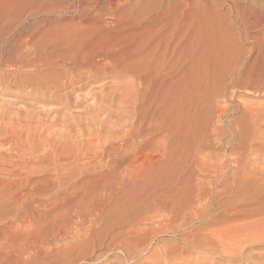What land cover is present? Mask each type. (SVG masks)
Here are the masks:
<instances>
[{
  "label": "bare ground",
  "instance_id": "bare-ground-1",
  "mask_svg": "<svg viewBox=\"0 0 264 264\" xmlns=\"http://www.w3.org/2000/svg\"><path fill=\"white\" fill-rule=\"evenodd\" d=\"M114 1L107 0L106 3H108V5H106V6L102 5L101 6L102 8L98 5L97 6L98 8H94L93 15H91V13H89V11H88L90 8L87 9V12H86V9L82 8V14L84 12V14H83L84 18L82 19L83 21H88V23H92L91 21L96 20V18H94V17L102 18L101 16L103 15V16H106V20H105L106 22L102 26L95 27V28L93 26H92V28H90V27L84 28L83 26H81L79 24L77 25V27L75 24L72 25V26H74V27H72L69 24L67 26L72 27L73 29L75 28V30H73V33L71 32V35H70V31L72 28L69 29L67 27L69 30H66L67 28L65 26V30L67 31L66 34L68 36L66 35L67 38L65 39L64 33H63V35H61L62 39L64 38L65 40L64 39L62 40L60 38L61 36L59 37L62 40V42L59 39L61 42V43L59 42L60 45L58 44L59 48H58V45H55V47L57 46L56 48H58L57 50L59 51L57 53L56 52L57 50H55V52H56L55 53V52H52V50H54L55 48H54V46L50 47L51 42H49V40L52 39L53 43H55V44L58 43V40L56 42H54L55 41V40H53L54 37L53 38L47 37L48 39L49 38H51V39L46 41L47 39L44 40L45 36L43 37L42 36L43 34L41 36L44 39H41L40 38L41 36L39 37L40 39H34L35 36L33 37L31 35H33L35 32L32 34H30V33L24 34V32H23L24 29L19 28L21 25V21L17 20L16 18L13 19V17H18V14H20V13L17 11L14 13L12 12L10 14H14V16H12V18L9 17L11 15L8 16V11L10 9H12V8H10L8 10V7H10V5L8 6L9 2L7 1L8 2V4H7V2L5 0H0V86L6 87V88H7V86H13V87H15V89H16V87H19V88L22 87V90H24V94H25V91L27 92L26 94H28V95L34 94L35 99H40V95L45 94L46 92H50L48 94V95H50L49 101H52L53 103L54 102L58 103L57 106H54L51 104L52 103L51 102L50 104L52 105V108L55 109V107L59 108L58 106H61V108L63 109L62 111H65L66 109H70V111H71L72 108L74 109V106H72L74 104L71 105V108H69V107H70V104L73 102L72 99H74L73 98L74 93L77 96L76 92H78L79 90L83 91L82 89L86 90V88H88L89 92L86 91V93H87V94H85L86 96L85 95H83V96L81 95V96H82L83 100L85 99V97L90 96L91 101H92V102L89 101L90 103L87 101L88 102V104L86 103L87 105L83 103L84 106L86 105L85 107H87L91 112V113L85 114L86 118H84V119L85 120L87 119L86 122L82 119L83 118V117H81L82 115L81 116L79 115L81 113H79V114L76 113V111H78V110L81 111L82 109H77L75 111L76 114L70 113V112H68L69 113L68 114V113H66L67 110H66V112H60V113H59V111H61V110H59V109H56V110H58V113L56 110H53L55 113H54V116L50 115L53 117V118L51 117L52 118L51 124H53L54 122H57V121H59V123L57 122L58 124H60V122H62V124H63V122H64V124H66L65 127H67V130L69 133L67 135H60V136H58V138L57 137L55 138V136H54V138H44L41 140L40 139V135L42 134V133L40 134L41 131L39 132V136L34 135L35 133L33 135H31V131H30V133H28V134H30V136H27V135L24 136L23 135L24 138H22L23 136H21L20 133L17 134V131L19 132L20 131L19 129H21L19 127H21V126L23 127L24 125H26V124L22 125V123H24L23 121H26L25 119L22 118V116L26 115L24 118H26L27 120L30 121V116H31L30 114L32 112H34V110H31L32 112L30 114H28V112H25L27 114L23 113L24 115L17 113V114L21 115L20 117L23 119L22 122H20V121L18 122V124L21 123L19 125V127L17 126V124L14 125L13 123L8 122L9 120L11 121L10 117H8L9 120L6 121L7 122L6 125H3V123H2L3 127L0 126V145H1V147H2V145H5V146L9 145L6 147V149L3 146L4 149L0 150V172H1L0 173V209L2 207L5 208L6 212H9L10 213L9 215H11V218H9V216L7 214V216H8L7 219L9 218L10 220H7L8 222H5V225H3V227H0V264H4V263L5 264H19V263L21 264L22 256L24 257L26 255L25 256V258H26L27 254H31L33 252L32 246L37 242L36 237L39 235H41L40 238L42 237L43 231L45 230L44 227L46 226V225L44 226V224L45 223L47 224L48 222H50L49 220H47V222H44V224H41L42 226H44L43 228H42V226H39L38 222L43 223V221H41V220H43L44 218H42V219L38 218L39 220L40 219L41 220L39 221L37 219L38 221L36 220L37 222H35V219H36L35 216H38L39 213L37 211L38 214L34 215L32 213L33 211L31 213L29 212L34 207L33 206L31 208V204H33L36 200L38 201V198H40V197H42V198L46 197L47 198V196L52 195L51 190L55 187H58V189H59V187H63L62 188V189H64L63 192H60L58 190L60 193L63 194L65 190L67 191L68 185L70 183H72V181H74V180H76V182L77 181L80 182L82 180H83V182L86 180L92 181L91 179H93V177L88 175V173H89L88 171H96L97 169L99 171V169H104L101 171H104V174H105V172L114 169L113 170L114 173H110V175L114 174V176H115V173H116L115 169L116 168H114L115 167L114 166V160H118V159H125L124 160L125 162H123V161H121V162H123V163L127 162L126 166L123 167L125 165V164H123L122 167L124 169L122 168L123 170L121 172L120 171L118 172L119 177H117V176L112 177L111 176L112 178L106 179V180H108L107 181L108 184L109 183L110 184L115 183V185H118V187L119 186H123V187L125 186L126 187L125 189L128 191V189H130L129 186H131V188L135 187L137 185L138 181L143 180L145 176L147 177L148 172H151V175L153 174V175L157 176V178L155 176V179H158V180H155V179L152 180L151 179L153 182L152 184H150V182H149L151 180L148 181L149 182L148 188H147L148 189L147 190L148 199L150 198L149 201L151 200L153 205L151 202L149 204H151L152 207L154 206L155 209L151 208V207L150 208L152 210L154 209L153 210L155 212V213L153 212L154 215L156 214L159 217L161 216V215H158L159 213H161V214L166 213V217H164L165 220L163 221L162 224L160 223L161 225H159V226H161V227H159V228L167 234H170V235L175 234L176 236H179V240L183 244L181 248L179 247L180 250H179V252L177 251L178 252L177 255H175L176 251L174 248L172 249V246H174V245L171 244L172 246L168 245V247H166L167 244H170L173 242L169 241L170 243H167V244L165 243L166 246L164 245V248H163L165 251L164 252L165 255H162V256H165V259H166L165 264H264V104L260 105V106H258V105L247 106L244 104L245 106H243L239 102L234 101V103L230 106L216 108L217 110H216L215 114L217 113L218 119L226 117L229 112L238 113L239 116H237V118L235 116L236 120H234V122H232V121H231L232 123L228 122V124L229 123L230 124L229 125L226 124L227 128L224 130H223L224 126L221 127L222 129H220L219 127H217L219 129H216V126H215L214 127L215 129L213 130V134H212V135H214V137H212V138H214V143H212L207 134H203L202 132L200 134L198 132L199 127L197 129L195 128V124H197V123L193 124L194 125L193 128L189 127L188 129L185 128L188 126V124L186 123L187 124V125L185 124L186 126L183 124V126H185V127L184 128L181 127V129L182 128L184 129V131L182 130L183 136H181L180 135L181 130L179 129L180 127L178 126V124L176 126V123L174 124V122H171V121H173L172 119L168 122L163 117L166 115V113L167 114H169V112L171 113V111H172V114L174 115L173 111L176 108L177 101H175L176 104L173 102H166V100L168 98V95H167L168 92H167L166 88L171 86L173 83L169 86H166V88H165L166 91L161 85L162 89L159 90V92L163 91V89H164L165 92L163 94H166V95H165V97L164 96L160 97V98L164 97V100L162 103H159V104H161V106L159 105L160 107L158 106L159 108L155 109V107L157 105L155 104V106H153L149 102V99L150 98L153 99V97L148 98V95L151 96V94H148V93H150V92H148V88L150 86L153 85L152 86L153 88L150 87L151 89H154L153 92H155V91L158 92L154 88V87H156V86H154V85H156V82L154 80H153L154 84L150 85L152 83V82L150 83V81L152 80V77L154 76L151 73L155 72V75L156 74L158 75V73L161 71L159 69L161 66L159 67V65H161L160 63L162 61L160 62V60L165 57V55H166L165 52L169 51L168 50V47H169L168 45L170 44L169 42L170 41L172 42L173 39H176V40L178 39L180 42L185 41V43H186V41L188 40L191 43H195L194 39L196 38V31H197L198 26L196 28H194L192 25L195 23V21H197L199 19V17L196 16L198 12L202 13V15L207 16V17L206 16H202V17H206V18H209L212 16L214 17L213 14H216L217 11L215 12L213 9H211V11L213 10L214 13L212 14L210 11L212 16H208L209 15L208 14L209 13V7L219 8V7L227 6L228 9L226 10V12L230 11V9L233 10V12L235 10L236 17L233 19L237 23V22L241 21L244 17L247 18L250 15H256L258 13V11H257L258 7H255L256 5L254 7H252V4L250 2H247L246 0H213V2H211V4L214 7H212V6L208 7L207 5H204L203 4L204 1H202V0H182L184 5L186 6V9H187L186 10L184 8L185 11L187 12L188 8H190V9L192 8V12H193V14L192 13L186 14L184 9L181 8V9H183L180 11L181 17L184 18L185 14H186L185 18L187 19V20H184L185 18L184 19L182 18L184 20L183 22L186 23V21H188L186 23V25H187L186 29L182 33H176L175 34L176 31H179V29L177 28L176 31L174 30L175 32L173 31V33H174L173 35H171V33H170L171 37H170V35H162V37H160V36L158 37L157 36L159 34V31L157 30L158 27L155 28L157 30V33H158V34L156 33V36L159 39L157 38V40H156V38L153 39V37H150L153 39L151 42H150V40H146L150 44H153L151 46V49L148 51V49H147L148 43L143 44L141 46L137 45L139 47L132 46L131 44L128 43V39L130 38L129 40H131V38H133L135 33L127 32V29L129 28V27L127 28L128 24L124 25L123 23L125 21L124 22L122 21L125 19V18L122 19V17L125 14L121 16L120 15L121 13L119 15H117V14L112 12L113 9L114 10L116 9L115 7L112 8L113 6H111L112 2H114ZM79 3H80V5H82V7H84L83 1H80ZM15 5H16V3H15ZM79 7L81 8V6H79ZM117 7H119V6H117ZM122 8L126 9L125 6H123ZM125 9H123L122 12H124ZM120 10H121V7L119 9H117L116 11H118V13H119ZM10 11H13V9ZM129 11H130V9H129ZM167 11H165V12H167ZM172 11H174V10H172ZM47 12H48V14L50 12L52 13V11L49 12V10ZM128 12H127V14H128ZM131 12L133 13V11H131ZM170 12H171V10H170ZM177 12H179V11H177ZM160 13L161 12H159V15H162L163 17L166 16L165 13H163V14H160ZM57 14H59V13H57ZM129 14L131 15V13H129ZM135 14H137V13H135ZM170 14H167V17H169ZM138 15L139 14H137L136 17ZM177 15H178V13H177ZM58 16H60V15H58ZM216 16H217V14H216ZM216 16H215V18H219V16L218 17H216ZM92 17L94 19H92ZM127 17H129V16H127ZM163 17L160 19L163 20ZM167 17H165V18H167ZM178 17H180V16H178ZM131 18L132 17H130L129 19L131 20ZM174 18L172 21H175ZM127 19H126V23H127ZM129 19H128V21H129ZM133 19L136 21L135 17ZM169 19L171 20L172 16ZM200 19H202V18H200ZM134 20H133L134 24H137V23H135ZM209 20L207 19V21H209ZM217 20H219V19H217ZM221 20H222V18L219 21H221ZM178 21H181V19L179 20V18H178ZM133 22H131V23H133ZM136 22H138V21H136ZM202 22H203V20H202ZM216 22L217 21L215 19L214 23L216 24ZM172 23H175V22H172ZM172 23L170 22V25H172ZM182 23H180V24H182ZM185 23L182 25H185ZM201 23H199V24H201ZM212 23H213V20H212ZM134 24H133V26H135ZM138 24H140V23L138 22ZM129 25H131V24H129ZM164 26H168L167 23H164ZM211 26L209 28H211ZM176 27H178V26H176ZM202 27L206 28V26H202ZM130 28H131V26H130ZM179 28H181V26H179ZM192 28L194 31L191 30ZM199 28H201V27H199ZM173 29H175V27ZM29 30H30V28H29ZM62 30L63 29H61V32H62ZM154 30H153V32H154ZM159 30L162 31L164 29H162V30L159 29ZM168 30H169V28L166 31H168ZM68 31H69V34H68ZM63 32H65V31H63ZM162 32H161V34H162ZM169 32H172V31H169ZM204 32H206V30ZM164 33H166V32H164ZM213 33H212V35H213ZM27 34H29L30 36ZM154 34H155V32H154ZM199 34H201V33L199 32ZM206 34H208V32H206ZM16 35L20 36V38L18 40H17L18 36H16ZM34 35H36V34H34ZM137 35H136V38H138ZM203 35H205V34L203 33ZM246 35L248 36V34L245 33L244 39L247 38ZM11 36H15L16 40L14 41V39H13L14 37H13L12 38L13 42H12ZM174 36H175V38H173ZM200 36L201 35H199V38H200ZM141 37L142 36L140 35V38ZM144 37H142V39ZM126 38H128V39H126ZM249 38H250V36H249ZM54 39H57V37ZM147 39H149V38H147ZM214 39L216 40V38H214ZM214 39H212V40H214ZM253 39H255V38H253ZM143 41H145V40L143 39L142 42ZM173 42H174V40H173ZM173 42H172V44H173ZM198 42L199 41H197L196 43H198ZM200 42L202 43V41H200ZM53 43H52V45H53ZM201 43H199V44H201ZM187 44H190V43L187 42ZM203 44H206V43H203ZM252 44H254V42ZM135 45H136V43H135ZM180 45H181V43L180 44L176 43V47L173 45L175 47L174 49L172 48L173 46L171 45L172 46L171 47L172 52L174 50V52L172 54H175V51L179 50V49H177L178 47L181 48ZM213 45H214V43H213ZM190 46H191V44H190ZM196 47H194V48H196ZM201 47H200V50H201ZM250 47L252 49H255L252 47V45ZM206 48H207V46H206ZM211 48L213 49V47H211ZM214 49H215V47H214ZM188 50H190V48ZM204 50H206V49H204ZM182 51H184V50H182ZM135 53L138 55L140 54V56L137 55L138 56V58H137ZM200 53H201V51H200ZM132 54H135V58H137V59H135L134 55H132ZM168 54L170 55L171 51ZM182 54H184V53H182ZM186 54L187 53H185V55H183V57H187ZM131 55L133 56L134 59L132 58L131 60H129V57L130 58L132 57ZM187 55L189 57L190 54H187ZM192 55L193 54H191L190 57H192ZM194 55H195V53H194ZM198 55H200V54H198ZM170 56H169V59H170ZM176 56H177V54H176ZM159 57H160V60H159ZM171 58H172V59H170L171 61H174L173 59L176 58V60H175L176 66L174 64H171V65L175 66V67H173V69L174 68L176 70L179 69V65H180L181 61L177 57H175V55H173ZM193 58H196V57H193ZM193 58H191V59H193ZM198 58H196L197 60H195V61H198ZM204 58H206V57H204ZM191 59H188V60H191ZM221 59H222V61H220V59H219V63L223 62L224 58L222 57ZM262 59H263V56H262ZM214 60H215V58H214ZM216 60H217V58H216ZM185 61H187V60L185 59ZM202 61H203L202 65H204L203 63L205 62V59L203 60V58H202ZM225 61H226V58H225ZM163 62H164V60H163ZM188 62L191 63L192 60H191V62L190 61H188ZM209 62L207 61V64H209ZM215 62H217V61H215ZM164 64H163V66H164ZM168 64H170V63H168ZM194 64H195V62H194ZM207 64H205V65H207ZM183 65H184V60H183ZM186 65H187L186 67H188L189 64H186ZM202 65L200 63L197 66L199 67ZM243 65H241V66H243ZM197 66L195 67V65H194L192 67L193 70H195L196 68L198 69ZM194 67H195V69H194ZM225 67H226V65H225ZM168 68H169V66H168ZM192 68L190 67V69H192ZM201 68H199V69H201ZM207 68H209V67H207ZM238 68H240V67H238ZM157 69L160 70V71H158V73L156 72ZM163 69H165V67L162 68V70ZM222 69H224V67L223 68L221 67V70ZM169 70H170V68H169ZM180 70L181 69H179L178 72ZM207 70H206V72H207ZM218 70H216V72ZM241 70H243V69L241 68ZM164 71H166V70H164ZM199 71L203 72L204 70H199ZM242 72H239V73H242ZM187 73H189V71L188 72L182 71L179 74L181 76L182 74L186 75ZM234 73H235V71L232 72V74H234ZM179 74H177V77H175L176 74L174 75V77L176 78L175 79L176 81L179 79V77H178ZM200 74H201V72H200ZM222 74H219V75H222ZM249 74H251V73L249 72ZM219 75L218 76L216 75V76L219 77ZM197 76L198 75L196 74L195 80H196V78H198ZM214 76H215V74H214ZM230 76H231V74H230ZM157 77H159V76H157ZM154 78H156V77H154ZM203 78L204 77H202L201 79L206 80V78H207V81H208V77H206L205 79H203ZM246 78H244V79H246ZM181 79L182 78H180V81H181ZM187 79H189V78H186V83L191 81V80H187ZM247 79L249 80V78H247ZM258 79L256 81L254 80L256 83H254V81H252L253 83L250 81L251 84H249L250 85L249 87L254 89L253 90L254 92L255 91L260 92V87H258V85H260L261 83L257 84V82L260 80V79L259 80ZM195 80H194V82H195ZM213 80H214V78L212 79V81L209 80L208 83L212 84L211 82H214ZM221 80H223V79H221ZM221 80H218V79L216 80V78H215V81H218L220 84H221V82H220ZM251 80H252V78H251ZM156 81H157V79H156ZM174 81L172 80V82H174ZM183 81H185V79ZM196 81H198V80H196ZM199 81H200V79H199ZM233 81H234V79H233ZM244 81H246V80H244ZM223 82H222V84H223ZM157 83L160 85L159 82H157ZM192 83H193V81L191 82V85H193L192 87L193 88H194V86L196 87V85L192 84ZM229 83H230V81H229ZM231 83H232V85L236 86L235 88H237V87H239V88L243 87V89L246 87L248 88V86H247L248 84H246L247 82L246 83H243V82L239 83L237 81H234ZM148 84H149V87H148ZM176 84L178 85V83H176ZM215 84H217V83H215ZM177 85H175V86H177ZM191 85H189V87ZM201 85L202 84H200V87H201ZM175 86L171 87L172 90H175L174 89ZM215 86H217V88H219L218 85H215ZM230 86H231V84H230ZM2 87H1V89H2ZM161 87L158 86L157 88H161ZM10 88L11 87H9V89ZM180 88H182L181 85H180ZM180 88L178 87L176 89L178 90ZM206 88L207 87H205L204 89H206ZM225 89H226L225 87H221L217 90L215 89L216 91H214V94L215 95L218 94L217 96H219V94L224 96L225 92H226ZM168 90L170 92L172 91V90H170V88ZM177 90H175V91H177ZM181 90L182 89H180V91ZM191 90H192V92L194 91L193 89H191ZM191 90H188V92L187 91H185V92H187V94H188L189 92L191 93ZM209 90H214V89L210 88ZM175 91H174V94L176 93ZM159 92L157 93V96H158ZM79 93H78V95H79ZM183 93L184 92H182V94ZM193 93H195V92H193ZM178 94H179V96L182 95V94H180V92ZM184 94H186V93H184ZM227 94H228V92H227ZM28 95H27V97H28ZM155 95H156V93H155ZM175 95H173V97L177 98L176 100H179L180 98L177 97L178 95L177 94H175ZM195 95H197V94H195ZM180 97H182V96H180ZM185 97L183 96L184 99H185ZM29 98H30V96H29ZM76 98L77 97H75V99ZM160 98H158V99H160ZM196 98H198V97H196ZM202 98H201V100H205ZM190 99L191 100L189 101V103L192 101V98H190ZM194 99H193V101H194ZM40 100H42V99H40ZM76 100H80V99H76ZM153 100H152V103H153ZM186 100H189L188 97ZM206 100H207V102H206ZM206 100H205V103H208L210 101V99L208 101L207 98H206ZM221 100L222 99H220V101ZM182 101H183L182 99H181V101L179 100V103ZM211 101H213V98ZM211 101H210V103H212ZM158 102H160V101H158ZM184 102H186V101H184ZM203 102L204 101L200 102V105ZM187 103H188V101H187ZM193 103L199 104V102L198 103L193 102ZM215 103H216V101H215ZM181 104H183V103H181ZM184 104L186 105V103H184ZM191 104H190V106H191ZM151 105L154 108L153 111H152ZM185 105H183V106H185ZM187 105H189V104H187ZM187 105L185 106L186 107L185 109H187V107L189 108V106H187ZM195 105H193V106L195 107ZM212 105L213 104H211L210 106L212 107ZM214 105H213V107L215 108ZM179 106H181V105L179 104ZM204 106H206V104ZM224 106H225V104H224ZM82 107H83V105H82ZM206 107H205V111L207 113H210V111L213 110V108H212L208 112L207 111L208 108H206ZM1 108H0V110H1ZM28 108H29V106H28ZM203 108L204 107H202V109ZM25 109H26V107L23 110L25 111ZM50 109L51 108H49V110H48V114L50 112H52V111H50ZM84 109L86 111H88V109H86V108H84ZM176 109L178 110V107ZM198 109L200 110V106L198 107ZM83 110H82V112L85 113ZM163 110L166 113H164ZM199 110H197V111H199ZM8 111L9 110H7V112ZM27 111H29V110H27ZM41 111H43V110H41ZM187 111H188V109H187ZM178 112L179 111L175 112V115H176V113L179 115ZM181 112H183V113L185 112L184 108L182 111V106H181L180 114H181V117L184 119L185 117L182 116L183 113H181ZM240 112H241V114H240ZM45 113H47V112L45 111L43 114H45ZM149 113H150V115H149ZM163 113L165 115L162 116ZM191 113L194 114V112H191ZM201 113H204V109L201 111ZM5 114L6 113H3V111L1 110L0 120L2 118L4 119L7 116ZM7 114L10 115V112H8ZM38 114H40V113H38ZM186 114H189V113L187 112ZM204 114H202V115L204 116ZM213 114H214V112H213ZM33 115L35 116V114H32V116ZM77 115H79V116H77ZM87 115L90 116L91 118L87 117ZM173 115H171V116H173ZM202 115H199V117H197L196 115L195 116L200 119V116H202ZM50 116H49L48 120H46L47 124H48L49 119H51ZM168 116H167V118H168ZM189 116H190V114L188 115V118H189ZM192 117H194V116L191 115V118ZM207 117L209 118L210 115L208 114ZM6 118H5V120H6ZM11 118H13V117H11ZM14 118H16V117H14ZM18 118L19 117H17V119ZM36 118H38V115L35 117H32L31 120L33 119L34 121H37ZM174 118H176V117H174ZM197 118H196V121L199 122V119H197ZM210 118L208 120L212 121V119H210ZM43 119H45V117H43ZM185 119H187V118H185ZM185 119H184V121H186ZM227 119H228V117H227ZM13 120H12V122L15 121V120L14 121ZM181 120L182 119H180V121ZM204 120H206V119H204ZM34 121H33V124H34ZM39 121L40 120L38 119L37 122H39ZM42 121H45V120H42ZM82 121H84L85 123H82ZM174 121H176V120H174ZM177 121L180 122L179 117H178ZM200 121H202V119H200ZM209 121H205V122L209 123ZM189 123L191 125V122H189ZM199 123H201V122H199ZM208 123H204L205 126H207ZM8 124H9V127H8ZM29 124L31 125V123H29ZM44 124H45V122H44ZM55 124H53V125H55ZM38 125L35 124L33 126H37L36 128H39ZM50 125H49V127H50ZM198 125H200V124H198ZM211 125H216V123L215 124L211 123L210 127H211ZM16 126L19 128L17 131H16V128H17ZM26 126H24L23 128H25ZM200 126H201L200 128H202L201 129V131H202L204 126L202 127V124ZM208 126H209V124H208ZM208 126H207L206 131H208ZM44 127L42 129H44ZM51 127H53V126H51ZM164 127H166V130L164 131L165 133L163 134V137L161 136L162 138L160 137L161 138L160 140H154L155 139L154 135H156V133L154 131L156 129L160 130V128H164ZM9 128H10V130H8ZM34 129H35V127H34ZM209 129H211V128H209ZM31 130L33 133V129H31ZM179 130H180V132H179ZM73 131L76 132V134H79V137L77 138L75 136V138L79 139L81 136L84 138V139L81 138L84 141H82V143L77 142V144L74 142L75 148L71 149L72 147H74V146H71V148H70V144L74 145L73 143H70V139L74 138L73 133H72ZM43 132H46V131H43ZM210 132H212V130ZM15 133L17 134L16 137L14 136ZM24 133H25V130H24ZM160 133L162 135L161 131H160ZM204 133H205V130H204ZM49 134H50V132H49ZM56 135H57V133H56ZM70 135H72V138ZM13 136L15 138H17V140L11 139V137H13ZM176 136L179 138L182 137V140L177 139ZM43 137L44 136H42L41 138H43ZM21 138H22V140H21ZM77 139H75V141ZM116 142H117V144H116ZM151 142L155 143V146L154 145L152 146L151 144H153V143H151ZM40 144H43L42 146H44L43 148H45L44 149L45 151L42 150L44 152L38 151V152H42V153H36L38 148L42 147ZM215 144H218V146H220L221 144H225V145L227 144V147L230 148L228 150V151H230V153L227 152V154H228L227 157L223 156L224 158H222V156H219V155H221L222 152H219L220 154H217L218 150H215L216 148L213 149L216 152L215 151L214 152L209 151V149L213 148V146ZM150 145L153 147L152 149L149 148ZM41 149L42 148H40V150ZM27 150H29V151L27 152ZM79 157L84 159V160L86 159L88 161L83 162V160H82L83 163L80 162L81 163L80 164L79 162H77L78 160H81V159H78ZM4 159H6V160L4 161ZM70 159H73V162L74 161L77 162V164H73V165H75L74 167H72L73 165H72L71 161H69L71 163V164L69 163L70 165L68 164L69 167H67L68 165L65 166V164H67V162H68L67 160H70ZM65 161H67V162L65 163ZM175 162H177V166L172 167V164ZM63 163H65V164H63ZM38 165H40V166H38ZM86 175H88V176L86 177ZM107 175H109V174H107ZM100 176H102V174ZM148 176L150 177V175H148ZM76 177H78V178L76 179ZM106 178H108V176ZM146 179H148V178H146ZM98 180H99V177H98ZM106 180L101 179V180H99V182H101V181L105 182ZM154 180L156 182H154ZM95 181H97V180H95ZM76 182H74L72 184H76ZM104 182L102 184L106 183V182L105 183ZM101 183H100V185H98V183H97L96 188H98V186L102 187ZM142 183L144 184V182H142ZM82 184L84 185V183H82ZM77 185H81V184H77ZM138 185H139V183H138ZM49 186H52V188L51 187L49 188ZM70 186H71V184H70ZM104 186H106V185H103V187ZM107 186H106V188H107ZM143 186H141V187H143ZM71 187H73V186H71ZM78 187L79 186H76V188H78ZM110 187L111 186H109V188ZM118 187L116 186L115 188H118ZM137 187L138 186H136V188ZM145 188H141V189L144 190ZM122 189H124V188H122ZM137 189H135L136 192H137ZM79 190H81V188ZM106 190H103V191L108 193V191H106ZM108 190L113 191L112 189H108ZM131 190L128 192L127 191H125V192H127V193L130 192L129 194H131V193H133ZM69 191H72V190H69ZM75 191H77V190L75 189ZM97 191H100V190H97ZM55 192H56V190H55ZM104 192H102V193L104 194ZM117 192H118V189H117ZM73 193H71V194H73ZM83 193L84 192H81V194H83ZM107 193H105V195ZM113 193H109V194L111 195ZM145 193H146V191H145ZM56 194H58V193L56 192ZM66 194H65V196H67L69 194V197H71L70 193H68L67 195ZM81 194H80V196H81ZM143 194H144V192H143ZM88 195L89 194L86 192V195H84V197H86ZM95 195L97 196V194H95ZM105 195H104V197H106ZM93 196H94V194H93ZM115 196H117V195H115ZM144 196H145V194H144ZM84 197H83V201L85 199ZM109 197L110 196H108V198ZM54 198H57V197L54 196ZM101 198L102 197H100L99 200H101ZM103 198H102V200H103L102 202H104ZM108 198L106 197V199H108ZM77 199H78V197H77ZM81 199H82V197H80V200ZM93 199H92V201H93ZM127 199H128V196H127ZM127 199H126V201L125 200H122V201L126 202L125 204H127V202H128ZM140 199H139V195H138V199L135 200V202L140 200ZM58 200H61V199H59V197H58ZM65 200L67 202V198L64 199V202H65ZM86 200L88 201L87 198H86ZM116 200H118V199H116ZM129 200H133V199H129ZM73 201L74 200L72 199V202ZM78 201L79 200H77V202ZM83 201H81V208L85 206V205L83 206V204H85V203L88 204V202H85V201L83 202ZM92 201L89 200V202H92ZM44 202H47V201L45 200ZM54 202H55V199H54ZM54 202H53V204H55ZM62 202H63V200H62ZM72 202H70V203H72ZM77 202L76 203L73 202V204L79 203L78 204V206H79L80 201L78 203ZM82 202H83V204H82ZM95 202H97V201L95 200ZM130 202H128V203H130ZM41 203L39 200V205ZM43 203H42V205H44ZM49 203H51V202H49ZM70 203L68 201L67 204H70ZM121 203L119 205H121ZM53 204L51 207H55L56 204L55 205H53ZM91 204L93 206L95 203L94 204L91 203ZM91 204L89 203L90 206H91ZM132 204H134V203H132ZM149 204H148V207H146V208H148V211H149ZM39 205H38V202H37V205L35 204V206H37V207H39ZM45 205H46V203H45ZM65 205L63 207L64 209L62 208V211L64 210L63 213L61 211H58V213L59 212L62 213L59 215L63 216V218H61L59 215H57V213L56 214L54 213V211H55V208H54V210H52L53 211L52 213H54L53 215H56V216L50 217V218H52L51 221L53 220L54 217L57 218V216H58L57 219H59V218L66 219L67 216H71V215H68V212H69L68 210H71V212H72L73 207L75 208L76 205L75 206L69 205L70 206L69 208L72 207L71 209H68L67 205H66V208H67L66 209ZM112 205L110 207H112ZM49 206H47V207L50 208ZM90 206H88V207L85 206V207L88 210V208L90 209ZM92 206H91V208L94 209V206L93 207ZM99 206L101 207V209L103 208L102 204H100ZM114 206H115V204L113 205V207ZM122 206H124V205H122ZM125 207L128 208L127 206H124L123 208L120 206V208H122V209H126ZM3 208L1 209L2 211H3ZM36 208H33V210L34 209L36 210ZM50 209H52V208H50ZM75 209H77V208H75ZM93 209H91V210H93ZM37 210H39V209L37 208ZM107 210L109 211L110 209L108 208ZM138 210H139V207H138ZM152 210H150V211H152ZM75 211H80V210H75ZM108 211H105V212H108ZM114 211H116V210H114ZM126 211H128V209ZM80 212H79V214H80ZM95 213H97V210ZM124 213H125V211H124ZM151 213L148 214V217H149V215H151ZM44 214H42V215H44ZM72 214H73V212H72ZM83 214L84 213H82V215ZM126 214H124V216ZM128 214H130V213H128ZM74 215H75V212H74ZM94 215H97V214H94ZM144 215L145 214H143V216ZM77 216L79 217V215H77ZM106 216L109 217V215H106ZM106 216H104V217H106ZM118 216H120V215H118ZM157 216H156V219H157ZM80 217H81V215H80ZM80 217H79V219H80ZM108 217H107V221H106V219H104L105 222H107V223H108V219H110L112 216H110L109 218ZM113 217H114V215H113ZM151 217L152 216H150V218ZM47 219H49V218L47 217ZM57 219H55L56 222H54V221L53 222L55 224H57V226H59L57 223V221H58ZM79 219H78V221H79ZM82 219H84V218H82ZM85 219H86V217H85ZM94 219H98V218H94ZM94 219L92 221H94ZM153 219L154 218H152V220ZM159 219L160 218H158V220ZM72 220H74V219H72ZM72 220H69L70 224H72L71 223ZM134 220H135V218H134ZM63 221H65V220H63ZM63 221H62V223H63ZM75 221H73V222H75ZM78 221H76L75 223H77ZM60 222L61 221H59V224L61 226ZM101 222H103V221H101ZM34 223L38 224V226H37V224H36V226L39 227L40 229L39 230L37 229V230L39 232L41 230L40 233H42V234H40L38 232L39 235H36L35 238L32 237V232L34 231L33 230L34 227H33V229L31 228L32 225L34 226ZM93 223L95 224L96 222H93ZM101 224H103V223H101ZM64 225L66 226V224H64ZM64 225L61 226V228L65 227ZM79 225H80V223H79ZM104 225H107V224H104ZM137 225H139L138 222H137ZM148 225H149V222H148ZM49 226H51V225H49ZM71 226L73 227V225H71ZM139 226H141V225H139ZM150 226L151 225H149V227ZM75 227H79V226H75ZM57 228L58 227H56V229ZM73 228H72V231H73ZM102 228H104V227L102 226ZM107 228H108V226H107ZM152 228H151V230L148 228L150 230V232H152ZM159 228H156V229H159ZM42 229H43V231H42ZM51 229H53V227H51ZM135 229L133 228V230L135 232L132 229L131 230L134 233H136V231H139L138 228H137V230H135ZM139 229H140V227H139ZM37 230H35L34 232H36ZM60 230L61 229H59L57 231L61 234L62 231H60ZM62 230H63V228H62ZM77 230H78V228H77ZM79 230L82 231V229H80V228H79ZM99 230H100V228H99ZM123 230L125 231V229H123ZM127 230H128V228L126 229V231ZM54 231H55V229H54ZM74 231H75V228H74ZM84 231H85V229H84ZM124 231H122L121 234ZM132 231H130V233ZM144 231H145V233H144ZM144 231L141 230L140 231L141 234L142 233H143V235L146 234V232L148 230L147 231L144 230ZM158 231L159 230H157L155 232H158ZM34 232H33V236H34ZM58 232H56L57 236H58ZM78 232H80V231H78ZM112 232H113V230H112ZM52 233L53 232H51V235H52ZM56 233H55L54 237H56ZM124 233L126 234V232H124ZM124 233L122 235L124 238H126ZM128 233H129V230H128ZM139 233L137 232L136 234H139ZM69 234H70V230H69ZM94 234H95V231H94ZM136 234H135V236H136ZM141 234L139 235V236H141L140 239H142ZM148 234H150L149 231H148ZM153 234L157 235L158 233L157 234L153 233ZM64 235H65V238H63L64 240L66 239L67 236H71V235H67L65 233H64ZM76 235H78L77 231H76ZM113 235H114V233H112L111 236H113ZM120 235L117 237H119V238L122 237ZM45 236H48V235H45ZM80 236L84 237V234L80 235ZM133 236H132V238H133ZM135 236H134V238H135ZM137 236H136V238H137ZM144 236H143V238L145 239L147 236L146 237H144ZM115 237L113 236V238H115ZM130 237L131 236H129V240L131 239ZM122 238H120V239H122ZM44 239H46V238H44ZM76 239H77V237H76ZM117 239L118 238H116L114 241H116ZM54 240H56V239L54 238ZM126 240L129 241L128 239H126ZM133 240H130V243H132V245H133ZM145 240L143 242L142 241H140V242L144 243ZM38 241H39V239H38ZM71 241H68V242H70V244H72ZM88 241H89V239H88ZM110 241H112V240H110ZM50 242H52V241H50ZM50 242H48V243H50ZM73 242H75V239ZM140 242L139 243L137 242V243L140 244ZM62 243H64V245H62V247L60 246V249L61 248H63V249L69 248V246H65L66 241H62ZM62 243H60L59 245H61ZM91 243H93V242H91ZM108 243H110V242H108ZM108 243L105 245L108 246ZM112 243H110V244H112ZM123 243H124V241H122V244ZM137 243L135 246H137ZM56 244H57V242H56ZM70 244L68 243L67 245H70ZM78 244H80V243H78ZM160 244H163V243L160 242ZM35 245H37V244H35ZM44 245H45V243H44ZM82 245H81L82 247H84V245H85V247L87 246V244H85V243ZM105 245H103V246H105ZM129 245L130 244L125 245V246H127L128 249H130ZM37 246H39L41 248L40 244H38ZM63 246H65V247H63ZM81 246L79 245L77 247V245H76L75 249L82 248ZM139 246H137V247L139 248ZM146 246H148V245H146ZM160 246H163V245H160ZM177 246H178V242H177ZM177 246H175V248ZM54 247L55 246H53V248ZM56 247H59L58 244L56 245ZM109 247L112 248V246H109ZM109 247H107V248H109ZM127 247H125V248H127ZM48 248H47V251H48ZM70 248H74V244H73V246L70 245ZM89 248H90V246H88V249ZM158 248H155V251L157 253L159 252L156 250ZM179 248H177V249H179ZM36 249H37V247H36ZM36 249L34 248V250H36ZM45 249H44V251H45ZM63 249H61V250L64 253ZM57 250H59V249H57ZM68 250L66 251V249H65V252H66L65 256L68 254L67 257L69 256ZM132 250H135V248L133 247ZM137 250H139V249H137ZM37 251H36V253H37ZM44 251H42V253ZM47 251H45V252H47ZM76 251H74V252H76ZM139 251H142V249ZM74 252H71L73 254V255H71L72 259L75 258ZM78 252H80V251H78ZM87 252L89 253V251H87ZM106 252H108V251L106 250ZM125 252L127 253V251H125ZM128 252H130V251H128ZM131 252L135 253V251H131ZM36 253L33 252V254H36ZM53 253H57V256L58 255L60 256V254L62 255V253H59L56 251ZM153 253L154 252H152V254ZM157 253H156V256H157ZM45 254L46 253H43L42 255L44 256ZM198 254L211 255L213 262L208 263V261H207V263H203V261L201 262L200 257H199L200 260L198 261V259L196 257ZM37 255H38V253H37ZM103 255H105V253ZM154 255H155V253H154ZM154 255H152V256H154ZM63 256H64V254L62 255V258L60 257L62 260L64 259ZM72 256H74V257H72ZM114 256L116 257V255H114ZM129 256H131V255H129ZM129 256H127V257H129ZM148 256H150V255L148 254ZM160 256L161 255H159V257ZM31 257H33V259L30 258L33 261H31L30 259H29L30 261L26 259L28 261L27 262L28 264H29V262H32V264H33V262L35 261L34 256L31 255ZM52 257H53V255H52ZM52 257H51V259H52ZM76 257H78V255H76ZM96 257H98V256L96 255ZM131 257H129V258H131ZM143 257H144V255H143ZM53 258H56V257H53ZM118 258H119V256H118ZM118 258H116L115 261H117ZM124 258L126 259V257H124ZM154 258H156V257H154ZM171 258H173V260H174L173 262L168 261ZM35 259H37V257H35ZM51 259H49V260H51ZM61 259L59 260V258L57 257L58 262L59 261L61 262L62 261ZM70 259H69V261H70ZM102 259H103V257H102ZM146 259H148V257ZM161 259L160 258L157 259L158 261L156 259H154V260H156V263L158 264ZM37 260H36V262H37ZM44 260L45 261H42V262H46V259H44ZM64 260H63V262H64ZM100 260H98V261H100ZM109 260H111V259H109ZM154 260H152L151 263H153ZM211 260H209V261H211ZM52 261L55 263L56 260L52 259ZM103 261H105V260H103ZM140 261H143V260H140ZM205 261L206 260H204V262ZM106 262H105V264H106ZM160 262L162 264V261H160ZM38 263H39V261H38ZM66 263L67 262H65V264ZM137 263L138 262H136V264ZM146 263H144V264H146ZM22 264H23V262H22ZM24 264H26V263H24ZM43 264H45V263H43ZM47 264H51V262L47 263ZM70 264H73V263H70ZM138 264H140V263H138ZM141 264H143V263H141Z\"/></svg>",
  "mask_w": 264,
  "mask_h": 264
},
{
  "label": "rangeland",
  "instance_id": "rangeland-1",
  "mask_svg": "<svg viewBox=\"0 0 264 264\" xmlns=\"http://www.w3.org/2000/svg\"><path fill=\"white\" fill-rule=\"evenodd\" d=\"M6 2L8 1L9 2V4H8V2H7V4H8V6L10 5V7H8V10L10 9V8H12L13 9V11H10V10H12V9H10L9 11H8V16L9 15H11V16H9V17H11L12 18V16H14V14H10V13H14V12H19L20 14H18V17H13V19L14 18H16L17 20H20L21 21V25H20V27L19 28H21V29H24V34H26V33H30V34H32V33H34V34H36V35H31V36H35L34 37V39H44V38H42V36L44 37L45 36V39L44 40H46V41H48L49 39H51V38H47V37H54V38H56L57 37V39H54L53 38V40H55L54 42H56L57 40H58V43H53V41H52V39L51 40H49V42H51V45H50V47L51 46H54V50H52V52H55V50H57L58 48H59V42H60V40L62 39V36L61 35H63V33H64V38L66 39L67 38V31L66 30H69L70 28H72V27H74V26H72V25H76V27H77V25L79 24V25H81V26H83L84 28H87V27H90V28H92V26L95 28V27H99V26H102L106 21V16H101L102 18H97V17H94V18H96V20H94V21H91L92 23H88V21H83L82 19L84 18L83 17V14H84V12H83V14H82V8H84V9H86V12H87V9H89L88 11H89V13H91V15H93V13H94V8H98L97 6L99 5L100 7L103 5H108V3H106L107 2V0H5ZM80 1H83V3H84V7H82V5H80ZM97 1V2H96ZM112 1H114V0H112ZM182 0H115L114 2H112V5L111 6H113L112 8H116L115 10L113 9V13H115V14H117V15H119L120 13V15L122 16V15H124L123 17H122V19H124V20H122L124 23V25L125 24H128V26H127V32H129V33H135V37L133 36V38H131V40H129L128 38H126V39H128V43L129 44H131L132 46H136V47H139V46H141V45H143V44H147L148 43V51L151 49V46L153 45V44H150L148 41H146V40H150V42L154 39V38H156V40H157V38L160 36V37H162V35H170V33H171V35H173L174 33H173V31L175 30H177V28L179 29V31H174L175 32V34L176 33H182L185 29H186V27H187V25H186V23L188 22V21H186V23L185 22H183L184 20H187L186 18H185V16H186V14H190V13H192L193 14V12H192V8L190 9V8H188V11L186 12L185 11V9H186V6L184 5V3H183V1L181 2ZM202 1H204L203 2V4L204 5H207L208 7L209 6H212V7H214L212 4H211V2H213V0H202ZM247 2H250L251 4H252V7H254L255 5V7H258L257 8V11H258V15L256 14V15H250V16H248L247 18L246 17H244L241 21H239V22H235L234 21V19L233 18H235L236 17V13H235V10H234V12H233V10H231L230 9V11H227L226 12V10L228 9L227 8V6H223V7H219V8H211V7H209V15L208 16H212V14L214 13L213 12V10L216 12V14H217V16H216V14H213L214 15V17L212 18V17H209V18H206L207 16L206 15H202V13H200V12H198L197 13V17H199V19L197 20V21H195V23L192 25L194 28H196L197 26V31H196V38L194 39V42L195 43H191V42H189L188 40L186 41V43H185V41L183 42H180L178 39V41L176 40V39H173V38H175V36L172 38L173 40H174V42H173V40H172V42H173V44H172V42L170 41L169 43L173 46H175L176 47V43H178V44H180L181 43V48L180 47H178L177 49H179V50H177V51H175V54H172L173 52H174V50H173V52H172V48L174 49L175 47L173 46H171L169 43V47H168V52L166 51L165 52V57L163 58V59H161L160 60V57H159V60H160V62L162 61L163 62V60H164V62L162 63H160L161 65H159V67L161 66L162 68H164L165 67V69H163L162 70V68L160 67H158L159 69H157V73H158V71H160L159 73H158V75L157 76H159V77H157L156 75H155V72L154 73H151L152 75H154L153 77H152V80L150 81V85H152V84H154V82H153V80L156 82V85H154V86H156V87H154L155 88V90H157L158 92H159V90H161L162 89V87L165 89L166 88V86H169V85H171L172 83V85L171 86H169L168 88H166L167 89V92H168V98H167V100H166V102H173V103H175L176 104V102L175 101H177V104H176V108L178 107V110L175 108V112H177V111H179L178 113H179V115L176 113V115H175V112L173 111V113H174V115L172 114V111H171V113L169 112V114H167L164 110V113H166V115L163 113L162 114V116L163 115H165V116H163L168 122L172 119L173 121H171V122H174V124L176 123V126H177V124H178V126L180 127L179 129L181 130V132H180V130H179V132L181 133L180 135L181 136H183L182 135V132L184 131V127L188 124V126L187 127H185L186 129H188L189 127H191V128H193L194 127V125L193 124H195V123H197V124H195V128L197 129L198 127H199V130H198V132L201 134V132L203 133V134H207L208 136H209V138H210V140H211V142L212 143H214V138H212V137H214V135H212L213 134V130L215 129L214 127L216 126V129H222L221 127L222 126H224V128H223V130L224 129H226L227 128V125H229L230 123H232V122H234V120H236V118H237V116H239L238 115V113H233V112H229L228 114H227V116L226 117H224V118H221V119H218L217 118V113L215 114V112H216V108H219V107H227V106H230V105H232L233 103H234V101L235 102H239L241 105H243V106H245V105H247V106H256V105H258V106H260V105H263L264 104V0H246ZM97 4H96V3ZM118 2V3H117ZM15 3H16V5H15ZM103 3V4H102ZM106 3V4H105ZM114 3V4H113ZM121 3V4H120ZM12 5V6H11ZM76 5V6H75ZM81 6V8L79 7V6ZM79 8H78V7ZM117 6H119V7H117ZM123 6H125L126 7V9L125 8H122ZM14 7V8H13ZM121 7V10L119 11V13H118V11H116L117 9H119ZM225 7V8H224ZM102 8V7H101ZM132 8V9H131ZM181 8H185L184 9V11H185V16H184V18L183 17H181V10H183V9H181ZM221 8V9H220ZM92 9V10H91ZM123 9H125L124 10V12H122V10ZM128 9V10H127ZM129 9H130V11H129ZM169 9V10H168ZM211 9H213L212 11H211ZM216 9V10H215ZM15 10V11H14ZM49 10V12L50 11H52V13L50 12L49 14H48V11ZM63 10V11H62ZM66 12H65V11ZM168 10V11H167ZM170 10H171V12H170ZM172 10H174V11H172ZM187 10V9H186ZM128 12V14L129 13H131V15L129 14H127V12ZM131 11H133V13L131 12ZM165 11H167V12H165ZM177 11H179V12H177ZM210 11H211V13H210ZM47 12V13H46ZM64 12V13H63ZM159 12H161L160 14H163V13H165L166 14V16L165 17H167V14H170V16L169 17H167V18H165V17H163L162 15H159ZM169 12V13H168ZM54 13V14H53ZM56 13V14H55ZM57 13H59V14H57ZM135 13H137V14H139L137 17H136V15L137 14H135ZM177 13H178V15H177ZM227 13V14H226ZM63 16H62V15ZM81 14V15H80ZM164 14V15H165ZM173 14V15H172ZM58 15H60V16H58ZM129 16V17H127V16ZM176 15V16H175ZM126 16V17H125ZM161 16V17H160ZM171 16H172V19L170 20L169 18H171ZM178 16H180V17H178ZM201 16V17H200ZM202 16H206V17H202ZM215 16L216 17H218L219 16V18H215ZM253 16V17H252ZM256 16V17H255ZM258 16V17H257ZM130 17H132L131 18V20L129 19ZM136 18V21H138L140 24H138V22H136L133 18ZM163 17V20L162 19H160V18H162ZM175 17V18H174ZM93 17H92V19H94ZM129 19V21H128V19ZM173 18H174V20L175 21H172L173 20ZM178 18H179V20L181 19V21L183 22H181V21H178ZM184 20H183V19ZM200 18H202V19H200ZM206 18V19H205ZM212 18V19H211ZM222 18V20L221 21H219L220 19ZM253 18V19H252ZM126 19H127V23H126ZM207 19L209 20V21H207ZM216 19V24L214 23V20ZM217 19H219V20H217ZM133 20L135 21V23H137V24H134V22H133ZM177 20V21H176ZM202 20H203V22H202ZM206 20V21H205ZM212 20H213V23H212ZM24 21V22H23ZM172 23V22H175V23H172V25H170V22ZM131 22H133V23H131ZM177 22V23H176ZM202 22V23H201ZM211 22V23H210ZM241 22V23H240ZM25 23V24H24ZM29 23V24H28ZM32 23V24H31ZM164 23H167V25L168 26H164ZM180 23H182V24H184L185 23V25H182V24H180ZM199 23H201V24H199ZM237 25H236V24ZM240 23V24H239ZM70 24V26H72V27H69V26H67V25H69ZM129 24H131V25H129ZM133 24L135 25V26H133ZM160 24V25H159ZM175 24V25H174ZM180 24V25H179ZM203 24V25H202ZM214 26H213V25ZM240 26H239V25ZM159 25V26H158ZM166 25V24H165ZM212 25V26H211ZM242 25V26H241ZM35 26V27H34ZM65 26H66V30H65ZM130 26H131V28H130ZM176 26H178V27H176ZM179 26H181V28H179ZM185 26V27H184ZM202 26H206V28H204V27H202ZM211 26V28L214 30H212L211 28H209ZM24 27V28H23ZM158 27V28H157ZM163 27V28H162ZM175 27V29H173ZM199 27H201V28H199ZM226 27V28H225ZM242 27V28H241ZM245 27V28H244ZM29 28H30V30H29ZM155 28H157V30L159 31V34L157 33V30L155 29ZM169 28V30L168 31H166L167 29ZM209 28V29H208ZM26 29V30H25ZM37 29V30H36ZM61 29H63L62 30V32H61ZM156 31H155V30ZM159 29H164V30H162V31H160ZM166 29V30H165ZM203 31H201V30ZM204 29V30H203ZM208 29V30H207ZM73 30H75V28L73 29H71V31H70V35H71V32L73 33ZM153 30H154V32H155V34H154V32H153ZM192 31H194L193 30V28L191 29ZM206 30V32H208V34H206V32H204ZM217 30V31H216ZM33 31V32H32ZM59 31V32H58ZM63 31H65V32H63ZM148 31V32H147ZM169 31H172V32H169ZM214 33H213V32ZM161 32H162V34H161ZM164 32H166V33H164ZM199 32L201 33V34H199ZM218 34H217V33ZM156 33L158 34L157 36H156ZM203 33L205 34V35H203ZM212 33H213V35H212ZM244 33V34H243ZM245 33L246 34H248V36H247V38L246 39H244V37H245ZM43 34V35H42ZM68 34H69V31H68ZM138 34V35H137ZM152 34V35H151ZM211 34V35H210ZM217 34V35H216ZM27 35H29V34H27ZM42 35V36H41ZM67 35V36H66ZM69 35V36H70ZM136 35H137V37L138 38H136ZM140 35L142 36V37H144L143 39L145 40V41H143L142 42V37L140 38ZM171 35H170V37H171ZM199 35H201L200 36V38H199ZM216 35V36H215ZM16 36H18V35H16ZM30 36V35H29ZM41 36V37H40ZM61 36V37H60ZM66 36V37H65ZM149 36V37H148ZM209 38H207V37ZM214 36V37H213ZM220 36V37H219ZM249 36H250V38H249ZM14 37V38H13ZM40 37V38H39ZM61 39H60V38ZM132 37V36H131ZM150 37H153V39L152 38H150ZM14 39V41L16 40L15 38V36H11V41L13 42V39ZM20 38V36H18L17 37V40ZM63 38V39H64ZM69 38V37H68ZM147 38H149V39H147ZM177 38V37H176ZM204 38V39H203ZM214 38H216V40L214 39ZM253 38H255V39H253ZM60 39V40H59ZM62 39V40H63ZM64 39V40H65ZM134 39V40H133ZM159 39V38H158ZM198 39V40H197ZM200 39V40H199ZM202 39V40H201ZM212 39H214V40H212ZM253 39V40H252ZM62 40H61V42H62ZM209 40V41H208ZM169 41V40H168ZM197 41H199L198 43H196ZM200 41H202V43L200 42ZM208 41V42H207ZM60 42V43H61ZM180 42V43H179ZM187 42L188 43H190L191 44V46H190V44H187ZM225 42V43H224ZM254 42V44H252ZM256 42V43H255ZM52 43H53V45H52ZM135 43H136V45H135ZM184 43V44H183ZM199 43H201V44H199ZM203 43H206V44H203ZM213 43H214V45H213ZM59 44V45H58ZM187 44V45H186ZM194 44V45H193ZM196 44V45H195ZM55 45H58V48H56L55 47ZM137 45H139V46H137ZM213 47V49L210 47ZM252 45V47L253 48H255V49H252L250 46ZM187 46V47H186ZM196 47V48H194V47ZM201 47V50H200V47ZM206 46H207V48H206ZM255 46V47H254ZM150 47V48H149ZM172 47V48H171ZM185 47V48H184ZM190 48V50H188L189 48ZM210 47V48H209ZM214 47H215V49H214ZM194 48V49H193ZM198 48V49H197ZM181 49V50H180ZM186 49V50H185ZM192 49V50H191ZM197 49V50H196ZM204 49H206V50H204ZM251 49V50H250ZM182 50H184V51H182ZM188 50V51H187ZM194 50V51H193ZM170 51H171V56L168 54V53H170ZM190 51V52H189ZM198 51V52H197ZM200 51H201V53H200ZM57 53L59 52L58 50L56 51ZM55 52V53H56ZM149 53V52H148ZM181 53V54H180ZM182 53H184V54H182ZM185 53H187V54H190L189 55V57H188V55L186 54V56L187 57H183V55H185ZM194 53H195V55H194ZM204 53V54H203ZM136 54V53H135ZM135 54H132V55H134V58H135ZM176 54H177V56H176ZM191 54H193L192 55V57H190L191 56ZM198 54H200V55H198ZM131 55V56H132ZM138 54H136V57L138 58V56H140V54L137 56ZM168 55V56H167ZM173 55H175V57H177L180 61V65H179V69H181L179 72H178V70L179 69H173V67H175L176 66V62H175V60H176V58L175 59H173L174 61H171L170 59H172L171 57L173 56ZM197 55V56H196ZM169 56H170V59H169ZM182 56V57H181ZM201 56V57H200ZM211 56V57H210ZM220 56V57H219ZM262 56H263V59H262ZM181 59H180V58ZM193 57H196V58H198V61H195V60H197L196 58H193ZM204 57H208L207 59L206 58H204ZM224 58L223 59V62H220L219 63V59H220V61H222V59L221 58ZM229 57V58H228ZM133 58V56L130 58L129 57V60H131ZM133 58V59H134ZM137 58H135V59H137ZM162 58V57H161ZM174 58V57H173ZM184 58V59H183ZM191 58H193V59H191ZM202 58H203V60L205 59V62L203 63L204 65H202ZM214 58H215V60H214ZM216 58H217V60H216ZM225 58H226V61H225ZM231 58V59H230ZM255 58V59H254ZM167 59V60H166ZM185 59L187 60V61H185ZM188 59H191L192 60V62H191V60H188ZM170 60V61H169ZM183 60H184V65H183ZM201 62H200V61ZM149 61V60H148ZM188 61H190L191 63H189ZM207 61L209 62V64H207ZM215 61H217V62H215ZM167 62V63H166ZM174 62V63H173ZM186 62V63H185ZM188 62V63H187ZM194 62H195V64H194ZM225 62V63H224ZM165 63V64H164ZM168 63H170V64H168ZM193 63V64H192ZM201 63V65L202 66H197V65H199V64ZM228 63V64H227ZM154 64V63H153ZM163 64H164V66H163ZM171 64H174V65H171ZM186 64H189L188 65V67H186L187 65ZM191 64V65H190ZM197 64V65H196ZM205 64H207V65H205ZM212 64V65H211ZM235 64V65H234ZM244 64V65H243ZM169 66V68H170V70H169V68H168V66ZM171 65V66H170ZM183 65V66H182ZM195 65V67L197 66L198 67V69L196 70L195 69V67H194V69L195 70H193V66ZM209 65V66H208ZM225 65H226V67H225ZM241 65H243V66H241ZM185 69H183L182 67ZM218 66V67H217ZM220 66V67H219ZM229 66V67H228ZM167 67V68H166ZM190 67L192 68V69H190ZM202 67V68H201ZM207 67H209V68H207ZM214 67V68H213ZM221 67L223 68L224 67V69H222L221 70ZM238 67H240V68H238ZM199 68H201V69H199ZM204 68V69H203ZM217 68V69H216ZM235 68V69H234ZM241 68L243 69V70H241ZM187 69V70H186ZM208 69V70H207ZM219 69V70H218ZM227 69V70H226ZM232 69V70H231ZM164 70H166V71H164ZM175 70V71H174ZM199 70H204L203 72L202 71H199ZM206 70H207V72H206ZM216 70H218L217 72H216ZM241 70V71H240ZM185 72V71H189V73H187L186 75L184 74H182L181 76H180V74L179 73H181V72ZM235 71V73L234 74H232V72H234ZM237 71V72H236ZM243 71V72H242ZM245 71V72H244ZM153 72V71H152ZM174 72V73H173ZM178 72V73H177ZM192 72V73H191ZM199 72V73H198ZM200 72H201V74H200ZM205 72V73H204ZM220 72V73H219ZM239 72H242V73H239ZM249 72L252 74H249ZM162 75H161V74ZM223 73V74H222ZM228 73V74H227ZM246 73V74H245ZM176 74V76L175 77H177V74H179V81H180V78H182L181 79V81L179 82L178 80L176 81L175 79V77H174V75ZM190 76H189V75ZM192 74V75H191ZM196 74L198 75L197 77L198 78H196V80H198V81H196L195 80V76H196ZM214 74H215V76H214ZM219 74H222V75H219ZM227 74V75H226ZM230 74H231V76H230ZM243 76H242V75ZM248 74V75H247ZM207 75V76H206ZM212 75V76H211ZM219 75V77H217V76ZM224 75V76H223ZM229 75V76H228ZM251 75V76H250ZM161 76V77H160ZM189 76V77H188ZM192 76V77H191ZM200 76V77H199ZM211 76V77H210ZM214 76V77H213ZM230 78H228V77ZM250 76V77H249ZM154 77H156V78H154ZM189 78V79H187V80H191V81H187L188 83H186V78ZM202 77H204L203 79H205L206 77H208V81H207V78H206V80H202L201 78ZM210 77V78H209ZM226 77V78H225ZM234 77V78H233ZM249 78V80L247 79V78ZM260 77V78H259ZM162 78V79H161ZM193 78V79H192ZM214 78V82H211L212 81V79ZM215 78H216V80L218 79V80H221V79H223V80H221L220 82H221V84L218 82V81H215ZM220 78V79H219ZM238 78V79H237ZM241 78V79H240ZM244 78H246V79H244ZM251 78H252V80H251ZM255 78V79H254ZM259 80L258 82H257V84H260V85H258V87H260V92H254L253 90L254 89H252L251 87H249L250 85L249 84H251V82L252 81H256L257 79ZM156 79H157V81H156ZM160 79V80H159ZM164 79V80H163ZM185 79V81H183ZM199 79H200V81H199ZM229 79V80H228ZM232 79V80H231ZM233 79H234V81H237V82H239V83H246V84H248L247 86H248V88L246 87V88H244L243 89V87L241 88H239V87H237V88H235L236 86H234V85H232V83L231 82H234L233 81ZM237 79V80H236ZM172 80L174 81V82H172ZM194 80H195V82H194ZM209 80H211L210 82L213 84H210V83H208L209 82ZM227 80V81H226ZM244 80H246V81H244ZM249 82H248V81ZM183 81V82H182ZM193 81V83L192 84H195L196 85V87L194 86V88L192 87L193 85H191V82ZM224 81V82H223ZM226 81V82H225ZM229 81H230V83H229ZM251 81V82H250ZM254 81V83H256ZM157 82H159L160 83V85L157 83ZM170 84H169V83ZM201 82V83H200ZM206 82V83H205ZM222 82H223V84H222ZM164 85H163V84ZM175 83V84H174ZM176 83H178V85L176 84ZM197 83V84H196ZM215 83H217V84H215ZM219 83V84H218ZM253 83V82H252ZM100 84V83H99ZM149 84H148V87H149ZM191 85L190 87H189V85ZM200 84H202L201 85V87H200ZM208 86H207V85ZM230 84H231V86H230ZM159 87H161V85H162V87L161 88H157L158 86ZM175 85H177L179 88H180V85H181V87L182 88H180V89H182L181 91H180V89H176V88H178L177 86H175ZM183 85V86H182ZM206 85V86H205ZM215 85H218L219 86V88H221V87H225L226 89H225V97L224 96H222V95H220L219 94V96H217V95H215L214 94V91H216L217 89H219V88H217V86H215ZM221 85V86H220ZM229 85V86H228ZM153 86V85H152ZM152 86H150V87H152ZM174 87L175 86V90H177V91H175V90H172V88L171 87ZM1 87L2 86H0V108H1V110L3 111V113H6L5 115H7L5 118H6V120H5V118L3 119H1L0 120V126L1 127H3L2 126V123H3V125H6L7 124V122L6 121H8L9 120V118L8 117H10V119H11V121L9 120L8 122L10 123H13L14 125L15 124H17V126L19 127V125L21 124H18V122L20 121V122H22L23 121V119H25L26 121H23L24 123H22V125L23 124H26V125H24V126H26L25 128H23L22 126L21 127H19V128H21V129H19L17 126V128H16V131L19 129L20 131L18 132L17 131V134H19L20 133V135L21 136H30V134H28V133H30V131H31V135H33L34 133V135H36V136H39V132H40V139L42 140V139H44V138H54V136H55V138L57 137L58 138V136H60V135H67V134H69L68 133V130H67V127H65L66 126V124H64V122H63V124H62V122H60V124H58L59 123V121H57V122H54L53 124H55V125H53V124H51L52 123V116H54V111L53 110H56V109H59V110H61V111H59V113L60 112H66V110H67V112L66 113H68V112H70V113H75V111L77 110V109H84V108H86V109H88L87 107H85L87 104H88V102L90 101V102H92L91 101V97L90 96H87V97H85V99L83 100L82 99V96L83 95H85V94H87L86 93V91L87 92H89V89L88 88H86V90L85 89H82L83 91H81V90H79L78 92H76L77 93V96H76V94L74 93V96L75 97H77L76 99H80V100H76L75 99V97L73 96V98L74 99H72L73 100V102L70 104V107L69 108H71V105L72 104H74V105H72V106H74V109L72 108L71 109V111H70V109H66L65 111H62L63 109L61 108V106H58L59 108H56L55 107V109L54 108H52V105H54V106H57L58 105V103H56V102H52V101H49V96L50 95H48L50 92H46L45 94H42V95H40V99H42V100H40V99H35V95L34 94H26L27 92L25 91V94H24V90H22V87H16V89H15V87H13V86H7V88L6 87H2V89H1ZM9 87H11L10 89H9ZM148 88V92H150V93H148V94H151V96H149L148 95V98H150V97H153V99L155 100L157 97L158 98H160L161 96H164L165 97V95L166 94H163L165 91H166V89H165V91H164V89H163V91H160L159 92V94H158V96H157V93L158 92H153L154 91V89H151V88ZM185 89H184V88ZM200 87V88H199ZM203 87V88H202ZM205 87H207L206 89H204ZM19 88V89H18ZM153 88V87H152ZM170 88V90H172L171 92L168 90ZM198 88V89H197ZM214 89V90H209V89ZM233 88V89H232ZM191 89H193L194 91L193 92H195V93H193L192 92V90ZM208 89V90H207ZM216 89V90H215ZM240 89V90H239ZM262 89V90H261ZM184 90V91H183ZM188 90H191V93L189 92L188 94H187V92H188ZM205 90V91H204ZM231 90V91H230ZM21 91V92H20ZM174 91L176 92L175 94H177L178 96V98H180L179 100L181 101V99L183 100L182 102H180L179 103V100H176L177 98H175V97H173V95H175L174 94ZM185 91H187V92H185ZM200 91V92H199ZM210 91V92H209ZM213 91V92H212ZM80 92V93H79ZM152 92V93H151ZM166 92V93H167ZM180 92V94H182V92H184V93H186V94H182V95H180V96H182V97H180L179 96V94L178 93ZM227 92H228V94H227ZM240 92V93H239ZM78 93H79V95H78ZM155 93H156V95H155ZM23 94V95H22ZM161 94V95H160ZM163 94V95H162ZM195 94H197V95H195L196 97H198V98H196L194 95ZM202 94V95H201ZM212 94V95H211ZM27 95H28V97H27ZM82 95V96H81ZM172 95V96H171ZM204 95V96H203ZM210 95V96H209ZM29 96H30V98H29ZM47 98H46V97ZM86 96V95H85ZM155 96V97H154ZM157 96V97H156ZM171 96V97H170ZM176 96V95H175ZM183 96L185 97V99L183 98ZM206 96V97H205ZM209 96V97H208ZM212 96V97H211ZM80 97V98H79ZM90 97V98H89ZM164 97H162V98H160V99H156L155 101L153 100V99H149V102L153 105V106H155V104L157 105L156 107H155V109L156 108H159L160 106H161V104H159V103H162L163 102V100H164ZM187 97H188V99L189 100H186L187 99ZM203 97V98H202ZM205 97V98H204ZM215 97V98H214ZM224 97V98H223ZM173 98V99H172ZM175 98V99H174ZM190 98H192V101L189 103V101L191 100ZM195 98V99H194ZM200 98V99H199ZM201 98L202 99H205L206 100V98L208 99V101H209V99H210V101L212 100V98H213V101H211L212 103H210V101L208 102V103H205V100H201ZM90 99V100H89ZM193 99H194V101H193ZM216 99V100H215ZM220 99H222L221 101H220ZM225 99V100H224ZM33 100V101H32ZM44 100V101H43ZM75 100V101H74ZM86 100V101H85ZM152 100H153V103H152ZM197 100V101H196ZM81 101V102H80ZM83 101V102H82ZM88 101V102H87ZM158 101H160V102H158ZM184 101H186V102H184ZM187 101H188V103H187ZM202 101H204L203 103H201V105H200V102H202ZM215 101H216V103H215ZM52 102V103H51ZM79 102V103H78ZM89 102V103H90ZM158 102V103H157ZM193 102H199V104H194ZM206 102H207V100H206ZM224 102V103H223ZM244 102V103H243ZM52 105H51V104ZM76 103V104H75ZM86 104L85 106H84V104ZM181 103H183V104H181ZM184 103H186V105L187 104H189V105H187V106H189V108L187 107V109H188V111H187V109H185L186 107V105L184 104ZM192 103V104H191ZM149 104V103H148ZM179 104L182 106V111H183V108H184V110H185V112L183 113V112H181V113H183L182 114V116H184L185 118H187V119H185L186 121H184V119L181 117V114H180V111H181V106H179ZM190 104H191V106H190ZM206 104V106H204V105ZM211 104H215L214 106H215V108L213 107V105H212V107L210 106ZM223 104V105H222ZM224 104H225V106H224ZM245 104V105H244ZM33 107H32V106ZM76 105V106H75ZM82 105H83V107H82ZM151 105V106H152ZM160 105V106H159ZM183 105H185V106H183ZM193 105H195V107L193 106ZM218 107H217V106ZM28 106H29V108H28ZM51 106V107H50ZM80 106V107H79ZM153 106L151 107L152 108V111L154 110V108H153ZM159 106V107H158ZM200 106V110L202 109V107H204L203 109H204V113L206 114L207 112L205 111V107L206 108H208L207 109V111L209 112L212 108H213V110L212 111H210V113H207L206 115L204 114V113H201V111L203 110H199L198 109V107ZM26 107V109H25V111L23 110L24 108ZM31 107V108H30ZM191 107V108H190ZM197 107V108H196ZM211 107V108H210ZM35 108V109H34ZM49 108H51L50 109V111H52V112H50L49 114H48V110H49ZM61 108V109H60ZM193 108V109H192ZM196 108V109H195ZM1 110H0V112H1ZM7 110H9L8 112H10V115L9 114H7L8 112H7ZM27 110H29V111H27ZM31 110H34V112H32ZM41 110H43L44 112L46 111L47 113H45V114H43L44 112L43 111H41ZM69 110V111H68ZM74 110V111H73ZM82 110L80 111V110H78V111H76V113L77 114H79V113H81V114H79L81 117H83L82 119L86 122V120L84 119V118H86V115L85 114H88V113H91L90 112V110L88 109V111H86L85 109L83 110L85 113H83L82 112ZM177 110V111H176ZM197 110H199V111H197ZM5 111V112H4ZM36 111V112H35ZM38 111V112H37ZM57 111V113H58V110H56ZM25 112H28V114H30L31 112V116H30V121L29 120H27L26 118H24L26 115H24V114H27V113H25ZM189 113L190 114V116H189V118H188V115L189 114H186V113ZM191 112H194V114L197 116V117H199V115H202V114H204V116L202 115V116H200V119H202V121H200V119L199 118H197L193 113H191ZM198 112V113H197ZM200 112V113H199ZM213 112H214V114H213ZM17 113H19V114H21V115H24V116H22V118L20 117L21 115H19V114H17ZM24 113V114H23ZM38 113H40V114H38ZM75 113V114H76ZM151 113V112H150ZM150 113H149V115H150ZM197 113V114H196ZM233 113V114H232ZM18 116H17V115ZM32 114H35V116H37L38 115V118H36L37 119V121H38V119L41 121H39V122H37V121H34L33 119V121H34V124H33V121L31 120V118L32 117H35L34 115L32 116ZM69 114V113H68ZM210 115V119H212V121H209L208 119V117H207V115ZM240 114H241V112H240ZM12 115V116H11ZM16 115V116H15ZM46 115V116H45ZM50 115H52V116H50ZM79 115H77V116H79ZM85 115V116H84ZM90 115V114H89ZM169 115V116H168ZM171 115H173L174 117H176V118H174L173 116H171ZM191 115L192 116H194V117H192L191 118ZM48 116V117H47ZM49 116H50V118L51 119H49V121H48V124H47V121L46 120H48V118H49ZM161 116V117H162ZM167 116H168V118H167ZM208 118H206V117ZM233 116V117H232ZM235 116H236V118H235ZM11 117H13V118H11ZM14 117H16V118H14ZM17 117H19L18 119H17ZM42 117V118H41ZM43 117H45V119H43ZM87 117H90V116H88L87 115ZM170 117V118H169ZM178 117H179V121H180V119H182L181 121L183 122H178L177 120H178ZM181 117V118H180ZM203 117V118H202ZM205 117V118H204ZM227 117H228V119H227ZM230 117V118H229ZM91 118V117H90ZM89 118V119H90ZM163 118V119H164ZM196 118L197 119H199V122H201V123H199L198 121H196ZM15 121H14V120ZM35 119V118H34ZM204 119H206V120H204ZM5 120V121H4ZM12 120L15 122H12ZM18 120V121H17ZM42 120H45V121H42ZM174 120H176V121H174ZM32 121V122H31ZM84 121H82V123H85ZM194 121V122H193ZM204 121V122H203ZM205 121H209V123L208 122H205ZM215 121V122H214ZM232 121V122H231ZM17 122V123H16ZM26 122V123H25ZM44 122H45V124H44ZM178 122V123H177ZM185 122V123H184ZM189 122H191V125H190V123ZM228 122H230L229 124H228ZM5 123V124H4ZM29 123H31V125L29 126L28 124ZM40 123V124H39ZM42 123V124H41ZM187 123V124H186ZM204 123H208L209 124V126H208V124H207V126H208V131H206V129H207V126H205V124ZM215 124L216 123V125H211V127H210V124ZM220 123V124H219ZM38 125L39 126V128H36L37 126H33V125ZM44 124V125H43ZM47 124V125H46ZM51 124V125H50ZM183 124L185 125V126H183ZM198 124H202V127H203V130L201 131V129L202 128H200L201 126L200 125H198ZM227 124V125H226ZM43 125V126H42ZM49 125H50V127H49ZM182 125V126H181ZM198 125V126H197ZM33 126V127H32ZM46 128H45V127ZM51 126H53V127H51ZM62 126V127H61ZM197 126V127H196ZM8 127H9V124H8ZM31 127V128H30ZM34 127H35V129H34ZM44 127V129H42ZM48 127V128H47ZM181 127H183L182 129H181ZM217 127H219V128H217ZM23 128V129H22ZM165 128V129H164ZM164 128H160V130H155L154 132L156 133V135H154V137H155V139L154 140H160L162 137H163V134L165 133L164 131L166 130V127H164ZM209 128H211V129H209ZM31 129H33V133H32V130ZM50 129V130H49ZM162 129V130H161ZM8 130H10V128L8 129ZM24 130H25V133H24ZM39 130V131H38ZM49 130V131H48ZM52 130V131H51ZM66 130V131H65ZM183 130V131H182ZM204 130H205V133H204ZM212 130V132H210ZM23 133H22V132ZM37 131V132H36ZM43 131H46V132H43ZM160 131L162 132V135H161V133H160ZM49 132H50V134H49ZM52 132V133H51ZM44 133V134H43ZM48 133V134H47ZM56 133H57V135H56ZM61 133V134H60ZM73 133V136H74V140L73 139H70V143H73L74 145H71L70 143V148H71V146H74V147H72L71 149H74L75 148V143L77 144V142H81L82 143V141H84L83 139V137H81L80 136V138L79 139H77L78 137H79V134H76V132H72ZM154 133V134H155ZM16 133L14 134V136L16 137V135H17ZM38 134V135H37ZM47 134V135H46ZM52 134V135H51ZM158 134V135H157ZM160 134V135H159ZM185 134V133H184ZM46 135V136H45ZM179 135V134H178ZM11 137V139H13V140H17V138H15V137ZM24 136L22 137V138H24ZM42 136H44L43 138H41ZM71 136V138H72V135H70ZM75 136L77 137V138H75ZM162 136V137H161ZM161 137V138H160ZM177 137V136H176ZM22 138H21V140H22ZM81 138H83V139H81ZM75 139H77L76 141H75ZM81 139V140H80ZM86 139V138H85ZM177 139H180V140H182V137H177ZM75 142V143H74ZM154 142V141H153ZM153 142H151V143H153ZM150 143V144H151ZM36 144V143H35ZM116 144H117V142H116ZM115 144V145H116ZM41 146L43 145V144H40ZM152 146L154 145L155 146V143H153V144H151ZM150 145V147L149 148H153L152 146ZM5 147V149H6V147L7 146H9V145H7V146H5V145H2V147H1V145H0V150H3L4 149V147ZM223 146V147H222ZM44 146H42V147H39L38 148V150L36 151V153H42V152H44L45 150V148H43ZM116 147V146H115ZM2 148V149H1ZM40 148H42L41 150H40ZM216 148V149H215ZM218 148V149H217ZM213 149H215V150H218V152H217V154H220L219 152H222L221 153V155H219V156H222V158H224V157H227V152L228 153H230V151H228L230 148L229 147H227V144L225 145V144H221L220 146H218V144H215L214 146H213V148H210L209 149V151H215V150H213ZM42 150H44V151H42ZM29 150H27V152H28ZM38 151H42V152H38ZM216 152V151H215ZM35 153V154H36ZM39 155V154H38ZM80 156V155H79ZM224 156V157H223ZM78 159H81V160H78L77 162H81V163H83V162H86V161H88V160H84V159H82V158H78ZM6 159H4V161H5ZM82 160H83V162H82ZM125 159H118V160H114V168H116L115 169V176H117V177H119V171L121 172L124 168L123 167H125L126 166V163H123V162H125L124 161ZM68 161V162H67ZM67 161H65V163L67 162V164H65V163H63V164H65V166L66 165H68L70 162L69 161H71L72 162V165L73 164H77V162L76 161H74L73 162V159H70V160H67ZM121 161H123V162H121ZM80 163V164H81ZM176 163V164H175ZM175 163H173L172 164V167H174V166H177V162H175ZM71 164V163H70ZM69 164V165H70ZM123 164H125L124 166H123ZM69 165L67 166V167H69ZM38 166H40V165H38ZM75 165H73L72 167H74ZM123 166V167H122ZM118 167V168H117ZM123 168V169H122ZM174 169V168H173ZM101 170H104V169H99V171H98V169L96 170V171H88L89 173H88V175H90L91 177H93V179H91L92 181H90V180H86V181H84L83 182V180L82 181H77L76 182V180H74V181H72V183H74V182H76V184H72V183H70L71 184V186H73V187H71L70 186V184L68 185V189H67V191L65 192L64 191V193L66 194H68V193H70V196L72 197H69V194L67 195V196H65V194L63 193H60V192H63V190L64 189H62L63 187H59V189H58V187H55V188H53L52 190H51V193H52V195H50V196H47V198L46 197H40V198H38V205H39V200H40V203L44 200H46L47 202H42L44 205H42V203L39 205V207H37V206H35V204L37 205V202L35 201L33 204H31V208L33 207V208H38L39 210H37V208H36V210L34 211L33 210V208H32V210H30L29 212L31 213L32 211V213L34 214V215H37L38 213V216H35L36 217V219H35V222H37L39 219L38 218H44L43 220H41V221H43V223H41V222H38V224H39V226H42L41 224H44V222H47V220H49L50 222H48L47 224L45 223L44 224V226H42V228L44 227V231H43V229H42V231H43V234L42 233H40L41 232V230H40V232L38 231L40 228L39 227H37L38 226V224L37 223H34V226L32 225V229H33V227H34V231L35 230H37L36 232H34V236H33V232H32V237L33 238H35L36 237V235H39L38 234V232L40 233V234H42V237L40 238V236L41 235H39V236H37L36 237V243L35 244H40V246H41V248L39 247V246H37V245H33L32 246V248H33V252L34 253H36V251H37V253H38V255H37V253L36 254H33V252L31 253V254H27V257L25 258V256L23 257L22 256V262H23V264L24 263H26V264H28L27 262V260H29L30 258L31 259H33V257H31V255L32 256H34V262H33V264H37L38 263V261H39V263L38 264H40L42 261H45L44 259H46V262L47 263H50L51 262V264H65V262H67L68 264H70V263H73V264H105V262H106V264H136V262H138V263H146V264H157L156 263V260L157 259H161L160 261H162V264L164 263H166V259H165V256H162V255H165V251H164V245L166 246V244L167 243H170V242H173V243H170V244H167V246L166 247H168V245L170 246L171 244L172 245H174V246H172V249L174 248L175 249V255H177V253L179 252V250H180V248L182 247V242L179 240V236H176L175 234H167V233H165L164 231H162L159 227H161V226H159V225H161L162 223H163V221L165 220L164 219V217H166V213L164 214H161V213H159L158 215H161L160 217L159 216H157L156 214V216H157V219H156V216L154 215V209H155V207L153 206H151V204H149L150 202L152 203V201L150 200L149 201V199H148V192H147V188H148V183L150 182V184H152L153 182H152V180L153 179H155V176L156 175H151V172H148V175H150V177L147 175V177L145 176L144 177V179L143 180H140V181H138V183H139V185H138V183H137V185L136 186H138L137 188H136V186L135 187H132L131 188V186H129V188L130 189H128V191H130L131 189V191L133 192V193H131V194H129V193H127L128 191L125 189L126 187L124 186H119L118 187V185H115V183H113V184H108L107 183V181L108 180H106V179H110V178H112L113 176H114V174L112 175H110V173H114V169L113 170H109V171H107V172H105V174H104V171H101ZM111 171V172H110ZM1 173V172H0ZM92 174V175H91ZM102 174V176H100ZM107 174H109V175H107ZM88 175H86V177L88 176ZM105 175V176H104ZM97 176V177H96ZM108 176V178H106ZM112 176V177H111ZM114 176V177H115ZM154 178H153V177ZM98 177H99V180H101V179H104V180H106L105 182L107 183H105L104 181V183L105 184H102L101 182H99V180H98ZM103 177V178H102ZM78 177H76V179H77ZM146 178H148V179H146ZM150 178V179H149ZM156 178H157V176H156ZM159 178V177H158ZM152 179V180H151ZM95 180H97V181H95ZM147 180V181H146ZM149 180H151V181H149ZM155 180H158V179H155ZM154 180V182H156ZM90 181V182H89ZM149 181V182H148ZM79 182V183H78ZM84 183V185L82 184V183ZM89 182V183H88ZM142 182H144V184L142 183ZM97 183H98V185H100V183H101V186L102 187H99L98 186V188H96L97 186ZM142 183V184H141ZM77 184H81V185H77ZM87 185V186H86ZM103 185H108L107 186V188L108 189H112L113 191H111V190H108L107 188H106V186H104L103 187ZM144 185V186H143ZM76 186H79L80 188H81V190H79L78 188H76ZM82 186V187H81ZM109 186H111L110 188H109ZM114 186V187H113ZM118 187V188H115V187ZM141 186H143V187H141ZM52 188V186H49V188ZM87 187V188H86ZM113 187V188H112ZM124 188V189H122V188ZM128 187V186H127ZM146 187V188H145ZM85 188V189H84ZM104 188V189H103ZM115 188V189H114ZM141 188H145L144 190L143 189H141L143 192H144V194H145V196H144V194H143V192L140 190ZM56 190V192L58 193V194H56V192H55V190ZM75 189L77 190V191H75ZM117 189H118V192H117ZM134 189V190H133ZM135 189H137V192H136V190ZM60 192H59V191ZM69 190H72V191H69ZM97 190H100V191H97ZM103 190H106V191H108V193L107 192H104ZM124 190V191H123ZM110 191V192H109ZM123 191V192H122ZM125 191H127V192H125ZM145 191H146V193H145ZM81 192H84L83 194L84 195H86V192L89 194L88 196H86V197H84V195L83 194H81ZM102 192H104V194L102 193ZM114 192V193H113ZM116 192V193H115ZM121 192V193H120ZM71 193H73V194H71ZM105 193H107L106 195H105ZM109 193H113V194H109ZM127 195H126V194ZM62 194V195H61ZM80 194H81V196H80ZM92 194V195H91ZM93 194H94V196H93ZM95 194H97V196L99 197H97ZM109 194V195H108ZM119 194V195H118ZM125 194V195H124ZM134 194V195H133ZM74 195V196H73ZM83 195V196H82ZM104 195L108 198V196H110L108 199H106V197H104ZM115 195H117V196H115ZM121 195V196H120ZM132 195V196H131ZM138 195H139V199L140 200H138V201H136L135 202V200H137L138 199ZM141 195V196H140ZM143 195V196H142ZM54 196H56L57 198H54ZM63 196V197H62ZM94 198H92V197ZM126 196V197H125ZM127 196H128V199H127ZM135 196V197H134ZM53 197V198H52ZM58 197H59V199H61V200H58ZM77 197H78V199H77ZM80 197H82V199L80 200ZM83 197L85 198L84 199V201L85 202H88V204L87 203H85V204H83ZM93 199V201H92V199ZM100 197H104L103 199H104V202H102L103 200H102V198H101V200H99L100 199ZM112 197V198H111ZM134 197V198H133ZM63 198V199H62ZM65 198H67V202H66V200H65V202H64V199ZM86 198L88 199V201L86 200ZM114 198V199H113ZM125 198V199H124ZM136 198V199H135ZM145 198V199H144ZM43 199V200H42ZM49 199V200H48ZM52 199V200H51ZM54 199H55V202H54ZM58 201H57V200ZM69 199V200H68ZM72 199L74 200L73 202H77V200H79L80 201V205L78 206V204H73V202H72ZM77 199V200H76ZM98 199V200H97ZM116 199H118V200H116ZM126 199L128 200V202H130V203H128L127 202V204H125L126 202H124V201H122V200H125L126 201ZM129 199H133V200H129ZM162 199V198H161ZM42 200V201H41ZM51 200V201H50ZM62 200H63V202H62ZM89 200L90 201H92V202H89ZM95 200L97 201V202H95ZM114 200V201H113ZM121 200V201H120ZM163 200V199H162ZM60 201V202H59ZM68 201H69V203L70 202H72V203H70V204H67L68 203ZM81 201H83L82 202V204H83V206L85 205L86 207H88V206H90L89 205V203L91 204V203H95L93 206H94V209L93 208H91V206H92V204H91V206H90V209L88 208V210H87V208L85 207H82L81 208ZM99 201V202H98ZM102 203H101V202ZM116 201V202H115ZM119 203H118V202ZM49 202H51V203H49ZM53 202L57 205H55V204H53ZM57 202V203H56ZM122 202V203H121ZM45 203H46V205L47 206H49L50 208H52V209H50V208H48L46 205H45ZM64 203V204H63ZM118 203V204H117ZM121 203V205H119ZM124 203V204H123ZM132 203H134V204H132ZM140 203V204H139ZM52 204L53 205H55V207H51L52 206ZM68 206L67 208L68 209H71V208H69L70 206L69 205H72V206H75V208H77V209H75L74 207H73V209H72V212H73V214H72V212H71V210H66L67 208H66V205ZM87 204V205H86ZM100 204H102L103 205V208L101 209V207L99 206ZM115 204V206L113 207V205ZM117 204V205H116ZM131 204V205H130ZM148 204H149V211L150 210H152L151 208H154L152 211H148V208H146V207H148ZM64 205H65V210L68 212V215H71V216H67V220L69 221V220H72V219H74V220H72L71 221V223L72 224H70V221L68 222L66 219H61V218H63V216H61V215H59V214H62L63 213V211H62V208L64 207ZM97 205V206H96ZM112 205V207H110ZM119 205V206H118ZM122 205H124V206H127L128 208H126V209H122L124 206H122ZM138 205V206H137ZM152 205H153V203H152ZM42 206V207H41ZM92 206V207H93ZM96 206V207H95ZM120 206L122 207V208H120ZM130 206V207H129ZM58 207V208H57ZM116 207V208H115ZM138 207H139V210H138ZM151 207V208H150ZM3 208V207H2ZM1 208V209H2ZM30 208V209H31ZM54 208H55V211H54V213L56 214L57 213V215H59L61 218H59V219H57L58 218V216H57V218H53V220L51 221V219L52 218H50V217H52V216H56V215H53L54 213H52L53 211L52 210H54ZM57 208V209H56ZM61 210H60V209ZM80 208V209H79ZM84 208V209H83ZM110 209L109 211L107 210V209ZM113 210H112V209ZM132 208V209H131ZM0 209V227H3V225H5V222H8L7 220H10L9 218H11V215H9L10 213L9 212H6V210H5V208H3V211ZM48 209V210H47ZM50 209V210H49ZM64 209V208H63ZM91 209H93V210H91ZM106 209V210H105ZM128 209V211H126ZM134 209V210H133ZM137 209V210H136ZM143 209V210H142ZM75 210H80V211H75ZM96 210H97V213H95L96 212ZM99 210V211H98ZM101 210V211H100ZM108 211V212H105V211ZM114 210H116V211H114ZM37 211H38V213H37ZM58 211H61L62 213H58ZM95 211V212H94ZM104 211V212H103ZM112 211V212H111ZM124 211H125V213H124ZM131 211V212H130ZM146 211V212H145ZM3 214H2V213ZM49 212V213H48ZM74 212H75V215H74ZM79 212H80V214H79ZM100 212V213H99ZM152 212V213H151ZM154 212V213H153ZM6 213V214H5ZM36 213V214H35ZM45 213V214H44ZM47 213V214H46ZM52 213V214H51ZM82 213H84L83 215H82ZM91 213V214H90ZM99 213V214H98ZM127 213V214H126ZM128 213H130V214H128ZM132 213V214H131ZM151 213V215H149V217H148V214H150ZM2 214V215H1ZM7 214H8V216H9V218L7 219ZM42 214H44V215H42ZM79 215V217H80V215H81V217L82 218H84V219H82L81 217H80V219H79V217L77 216V215ZM93 214V215H92ZM94 214H97V215H94ZM101 214V215H100ZM116 214V215H115ZM124 214H126L125 216H124ZM143 214H145L144 216H143ZM99 215V216H98ZM106 215H109V217L110 216H112L110 219H108V223L107 222H105V220L104 219H106V221H107V217L108 216H106ZM113 215H114V217H113ZM118 215H120V216H118ZM136 215V216H135ZM141 215V216H140ZM154 215V216H153ZM30 216V215H29ZM78 218H77V217ZM104 216H106V217H104ZM116 216V217H115ZM132 216V217H131ZM139 218H138V217ZM150 216H152L151 218H150ZM47 217L49 218V219H47ZM69 217V218H68ZM71 217V218H70ZM85 217H86V219H85ZM91 217V218H90ZM100 217V218H99ZM108 217V218H109ZM124 217V218H123ZM129 217V218H128ZM76 218V219H75ZM94 218H98V219H94ZM122 218V219H121ZM134 218H135V220H134ZM152 218H154L153 220H152ZM158 218H160L159 220H158ZM5 219V220H4ZM38 219V220H37ZM55 219H57L58 221H57V223H58V225L59 226H57V224H55L54 222H56V220ZM78 219H79V221H78ZM94 219V221H92ZM130 219V220H129ZM133 219V220H132ZM150 219V220H149ZM37 220V221H36ZM39 220V221H40ZM45 220V221H44ZM63 220H65V221H63ZM78 221L77 223H75L76 221ZM83 220V221H82ZM86 222H85V221ZM111 220V221H110ZM139 220V221H138ZM54 221V222H53ZM59 221H61L60 223H61V226H63L64 224H66V226L65 227H62L63 228V230H62V228H61V226H60V224H59ZM62 221H63V223H62ZM73 221H75V222H73ZM81 221V222H80ZM101 221H103V222H101ZM110 221V222H109ZM144 221V222H143ZM68 222V223H67ZM84 222V223H83ZM93 222H96L95 224L93 223ZM113 222V223H112ZM118 224H117V223ZM125 222V223H124ZM129 222V223H128ZM137 222L139 223V225H141V226H139V225H137ZM148 222H149V225H151L150 227H149V225H148ZM50 223V224H49ZM79 223H80V225H79ZM99 223V224H98ZM101 223H103V224H101ZM115 223V224H114ZM131 223V224H130ZM151 223V224H150ZM161 223V224H160ZM36 224H37V226H36ZM54 224V225H53ZM63 224V225H62ZM76 224V225H75ZM82 224V225H81ZM104 224H107V225H104ZM137 226H136V225ZM158 224V225H157ZM49 225H51V226H49ZM53 225V226H52ZM71 225H73V227L75 228V231H74V228L71 226ZM91 225V226H90ZM113 225V226H112ZM134 225V226H133ZM60 227L59 229H61L60 231H62L61 232V234L57 231V230H59L58 228L56 229V227ZM71 226V227H70ZM75 226H79V227H75ZM94 226V227H93ZM102 226L104 227V228H102ZM107 226H108V228H107ZM146 226V227H145ZM37 227V228H36ZM51 227H53V229H51ZM70 227V228H69ZM100 228V230H99V228ZM126 227V228H125ZM139 227H140V229H139ZM151 230V228H152V232L153 233H158L157 235H155V234H153L152 232H150V230L148 229V228ZM159 228V229H156V228ZM29 228V227H28ZM72 228H73V231H72ZM77 228H78V230H77ZM79 228L80 229H82V231L81 230H79ZM125 229V231L123 230V229ZM128 228V230H129V233H128V230L126 231V229ZM133 230V228L135 229V230H137V228H138V230L139 231H136V233L138 232H140L141 230H148L149 231V233L150 234H148V231L146 232V234H144L143 235V233L141 234V232L139 233V234H136V233H134L131 229ZM54 229H55V231L56 232H58V236H57V233L54 231ZM65 229V230H64ZM70 230V234H69V230ZM84 229H85V231H84ZM92 229V230H91ZM108 229V230H107ZM122 229V230H121ZM29 230V229H28ZM97 230V231H96ZM112 230H113V232H112ZM157 231V230H159L158 232H155V231ZM76 231H77V233H78V235H76ZM78 231H80V232H78ZM94 231H95V234H94ZM105 231V232H104ZM114 233V237L115 238H113V236H111L112 235V233ZM120 233H119V232ZM122 231H124V232H126V234H125V237L126 238H124L123 237V233L121 234V232ZM130 231H132L131 233H130ZM49 232V233H48ZM51 232H53L52 233V235H51ZM83 232V233H82ZM91 232V233H90ZM36 233V234H35ZM55 233H56V237H54L55 236ZM64 233L65 234H67V235H71V236H67L66 237V239L64 240L63 238H65V235H64ZM129 235H128V234ZM144 233H145V231H144ZM84 234V237L83 236H80V235H83ZM102 234V235H101ZM111 234V235H110ZM116 234V235H115ZM121 234V235H120ZM131 234V235H130ZM135 234H136V236H137V238H136V236H135ZM142 235V239H140L141 238V236H139V235ZM45 235H48V236H45ZM61 237H60V236ZM76 235V236H75ZM122 236V237H120V238H122V239H120L119 237H117V236ZM128 235V236H127ZM135 236V238H134V236ZM149 235V236H148ZM155 235V236H154ZM170 235V236H169ZM52 236V237H51ZM110 236V237H109ZM129 236H131L130 238V240H133V245H132V243H130V240H129ZM132 236H133V238H132ZM143 236L144 237H146L145 239L143 238ZM172 236V237H171ZM48 237V238H47ZM56 239V240H54V238ZM58 237V238H57ZM70 237V238H69ZM74 237V238H73ZM76 237H77V239H76ZM80 237V238H79ZM83 237V238H82ZM150 237V238H149ZM153 237V238H152ZM174 237V238H173ZM39 239V241H38V239ZM44 238H46V239H44ZM60 238V239H59ZM62 238V239H61ZM69 238V239H68ZM72 238V239H71ZM79 238V239H78ZM82 238V239H81ZM86 240H85V239ZM91 238V239H90ZM95 238V239H94ZM111 238V239H110ZM116 238H118L116 241H114ZM58 239V240H57ZM74 239H75V242L77 241H79L78 243H80V244H78L77 242V244L75 243V242H73L74 241ZM88 239H89V241H88ZM109 239V240H108ZM125 239V240H124ZM126 239H128L129 241H127ZM145 240V242L147 243H142L144 240ZM175 239V240H174ZM72 240V241H71ZM81 240V241H80ZM86 242H85V241ZM97 240V241H96ZM100 240V241H99ZM110 240H112V241H110ZM180 242H179V241ZM44 241V242H43ZM50 241H52V242H50ZM61 241V242H60ZM62 241H66V244H65V246H69V248H61V249H63L64 250V253H63V251L60 249V246L62 247V245H64V243H62ZM68 241H71L72 242V244H70V242H68ZM122 241H124V243L122 244ZM140 241H142V242H140ZM165 241V242H164ZM170 241V242H169ZM41 242V243H40ZM48 242H50V243H48ZM56 242H57V244H58V246L59 247H56ZM91 242H93V243H91ZM108 242H110V243H112V244H110V243H108V246L107 245H105V244H107ZM132 242V241H131ZM140 242V244H138V243ZM160 242L161 243H163V244H160ZM177 242H178V246H177ZM44 243H45V245H44ZM60 243H62L61 245H59ZM70 244L71 246H73V244H74V248H70V245H67V244ZM87 244V246L85 247V245H84V247H82L83 245L82 244ZM126 243V244H125ZM136 243H137V246H139V248L137 247V246H135L136 245ZM166 243V244H165ZM176 243V244H175ZM47 244V245H46ZM56 244V245H55ZM90 244V245H89ZM128 244H130L129 245V248L131 249H128V247L127 246H125V245H128ZM144 244V245H143ZM148 245V246H146V245ZM180 244V245H179ZM52 245V246H51ZM77 245V247L80 245H82L81 247L82 248H79V249H75V246ZM92 245V246H91ZM103 245H105V246H103ZM132 245V246H131ZM160 245H163V246H160ZM44 246V247H43ZM46 246V247H45ZM49 248H48V247ZM53 246H55L54 248H53ZM65 246H63V247H65ZM88 246H90V248L88 249ZM109 246H112V248H110ZM132 248H131V247ZM159 248H158V247ZM175 246H177L176 248H175ZM36 247H37V249H36ZM39 247V248H38ZM76 247V248H77ZM93 249H92V248ZM107 247H109V248H107ZM122 247V248H121ZM125 247H127V248H125ZM133 247L135 248V250H132L133 249ZM142 247V248H141ZM180 247V248H179ZM34 248L36 249V250H34ZM43 248V249H42ZM46 248V249H45ZM47 248H48V251H47ZM85 248V249H84ZM107 248V249H106ZM139 249V250H141L142 249V251L144 252H142V251H139V250H137V249ZM146 248V249H145ZM155 248H158V249H156L157 251H159L158 253L155 251ZM177 248H179V249H177ZM40 249V250H39ZM44 249H45V251H47V252H45L44 251ZM57 249H59V250H57ZM65 249H66V251L68 250L69 252V256L67 257V255L65 256ZM75 249V250H74ZM85 251H83V250ZM104 249V250H103ZM108 251V252H106V250ZM124 249V250H123ZM166 249V248H165ZM73 250V251H72ZM77 250V251H76ZM91 250V251H90ZM103 250V251H102ZM122 250V251H121ZM42 251H44L43 253H46L44 256L42 255L43 253H42ZM50 251V252H49ZM59 252V253H62V255L64 254V256H63V258L65 259H63L64 260V262H63V260L61 259L62 258V255L60 254V256L58 255L57 256V253H53V252ZM74 251H76V252H74ZM78 251H80V252H78ZM87 251H89V253L87 252ZM117 251V252H116ZM125 251H127V253L125 252ZM128 251H130V252H128ZM131 251H135V253H132ZM178 251V252H177ZM71 252H74L75 253V258H71V255H73ZM79 254H78V253ZM110 252V253H109ZM152 252H154L155 253V255H154V253L152 254ZM162 252V253H161ZM51 253V254H50ZM105 253V255H103V254ZM107 253V254H106ZM116 253V254H115ZM130 253V254H129ZM134 255H132V254ZM156 253H157V256H156ZM41 254V255H40ZM49 254V255H48ZM101 254V255H100ZM128 254V255H127ZM148 254L150 255V256H148ZM40 255V256H39ZM52 255H53V257H56V258H53L52 257ZM76 255H78V257H76ZM86 255V256H85ZM90 255V256H89ZM96 255L98 256V257H96ZM114 255H116V257L114 256ZM129 255H131V256H129ZM137 255V256H136ZM143 255H144V257H143ZM152 255H154V256H152ZM159 255H161L160 257H159ZM199 255V256H198ZM196 257H197V259H198V261L201 259V262L203 261V263H207V261H208V263H211V262H213V259H212V257H211V255H208V254H198ZM205 255V256H204ZM30 256V257H29ZM47 256V257H46ZM52 257V259H54V260H56L57 262H58V260H57V257L59 258V260L61 259L62 261L60 262H56L55 261V263L52 261V259H51V257ZM82 256V257H81ZM103 257V259H102V257ZM110 256V257H109ZM118 256H119V258H118ZM127 256H129V257H131V258H129V257H127ZM136 256V257H135ZM204 256V257H203ZM35 257H37V259H35ZM42 257V258H41ZM45 257V258H44ZM61 257V258H60ZM66 257V258H65ZM72 257H74V256H72ZM115 257V258H114ZM124 257H126V259L124 258ZM135 259H134V258ZM148 257V259H146ZM154 257H156V258H154ZM158 257V258H157ZM164 257V258H163ZM199 257H200V259H199ZM203 257V258H202ZM25 258V259H24ZM40 258V259H39ZM48 258V259H47ZM71 258V259H70ZM79 258V259H78ZM116 258H118L117 259V261H115L116 260ZM122 258V259H121ZM129 258V259H128ZM145 258V259H144ZM205 258V259H204ZM27 259V260H26ZM30 259V260H31ZM43 259V260H42ZM49 259H51V260H49ZM69 259H70V261H69ZM95 259V260H94ZM97 259V260H96ZM101 259V260H100ZM109 259H111V260H109ZM154 259H156V260H154ZM212 259V260H211ZM25 262H24V261ZM29 260V261H30ZM36 260H37V262H36ZM67 260V261H66ZM72 260V261H71ZM75 260V261H74ZM98 260H100V261H98ZM103 260H105V261H103ZM136 262H135V261ZM140 260H143V261H140ZM152 260H154V262L153 263H151L152 262ZM165 260V261H164ZM204 260H206L205 262H204ZM209 260H211V261H209ZM31 261H33V260H31ZM41 261V262H40ZM69 261V262H68ZM74 261V262H73ZM77 261V262H76ZM129 263H128V262ZM131 261V262H130ZM150 261V262H149ZM158 261V260H157ZM159 261V263L161 264V262ZM169 262L171 261V262H173L174 260H173V258H171V259H169L168 260ZM22 262H21V264H22ZM36 262V263H35ZM46 262H42L41 264H43V263H45V264H47ZM88 262V263H87ZM93 262V263H92ZM99 262V263H98ZM111 262V263H110ZM66 263V264H67ZM137 263V264H138ZM158 263V264H159ZM5 264V263H4ZM20 264V263H19ZM29 264H32V262H29Z\"/></svg>",
  "mask_w": 264,
  "mask_h": 264
}]
</instances>
